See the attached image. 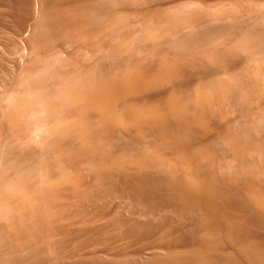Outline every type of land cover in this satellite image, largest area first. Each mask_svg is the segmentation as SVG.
Returning a JSON list of instances; mask_svg holds the SVG:
<instances>
[{"label":"rangeland","instance_id":"rangeland-1","mask_svg":"<svg viewBox=\"0 0 264 264\" xmlns=\"http://www.w3.org/2000/svg\"><path fill=\"white\" fill-rule=\"evenodd\" d=\"M182 1H184V2H182ZM191 1L192 2H190V0H130V1L129 0H0V90H1L0 91V98H1L0 99V190H1L0 191V195H2L4 193V195L7 198V197H9L8 190L9 191L15 190V188L18 190L19 186L20 187L22 186V188H19V189L24 190V191L25 190H28L30 188L27 191V193H31V192L35 191L36 189H38V190L40 189L41 190L40 191V195L39 194H36L37 192H39L38 190H36L35 193L33 192L34 193L33 194V196H34L33 199H35L37 201V204H36V201H34V203H32V208H34V211H33V209H32V211L35 212L34 213V216L35 217L32 216L33 214L32 215L30 214V213H32L31 211H29V213L26 214V218H28L27 221H26V229H23V230H21V229H18L17 230L16 229V231H14L15 230L14 229L13 230L14 232H10L9 233L7 228H6V230H4L5 228L3 229L1 227V225H0V228H2V229H0V231L3 230V233L6 232V231L9 233V234H6V236H5L7 239H9L7 241V243H6V240L7 239H5V237H4L5 233L3 235V233L0 232V236H1L0 238L1 239L3 238L2 241L4 242L3 243L1 241V239H0V241H1L0 244H2V246H4V245L6 246V247L5 246L4 247H1V245H0V249L3 250V251L2 250L0 251L1 252L0 253V264H2V263L3 264H6V263L7 264H11V263L12 264H151V261H153V260H151L152 259V256H153V258H155L157 256L155 258V259H157V258L162 257L163 253H164V255L165 254H167V255H171V254L172 255H175V253H176V255L177 254L179 255V254L184 253L183 251L189 250V248L194 249L197 246L198 247H201L199 240L203 236V234L207 232V230H208V233L209 234L206 233L205 234L206 236H207V234L209 236H210V234H212V236H213V234L214 235L216 233L218 234L220 231L221 232L222 231L225 232L224 229L223 230L221 229V228H224V227H221L220 224H218V223L215 224V222L214 223L207 222L208 221V218H206L207 215L204 214V213L201 214V212H198V209H196L197 211H194L195 209H192L191 210L192 212L191 211L189 212V210H185L187 212H184V210H182L179 207L175 206L176 203L174 204V202H173V200L175 199V198H173V197H175V193H174V190L172 191L173 188H172V185H171L172 184L171 182H173V180H168V178L170 177V173H172L173 170L176 169L177 167H179L180 165H177L176 168L173 169L174 165L172 164L173 167L171 166L172 167V169H171V167L169 166L170 163L168 165L166 163L168 161H166V159H163V158L162 159L165 162L164 163L163 160H162L163 164L164 165L167 164L169 166L168 167L166 165L167 168H169V170L171 169L172 172L169 171L167 168L164 169L163 168V164H161V163H159V167L160 166H162V167L161 168H158V169L160 170V169L163 168L164 171L167 169L170 173L168 171H165V172L166 173L168 172L169 175H167L168 173L165 174V172L162 171L163 169L160 170V171H158V170L153 171V169L155 170L158 167V166H156V168H155V162L153 160H150V161H153L154 163L153 162H149L148 163L150 166L152 164V166L154 167L153 169L151 168L152 166L150 167L147 164L148 165L147 168L148 169L151 168L150 169V171H152L151 173H149L150 171L149 172L147 171L148 169L147 170H143L144 172L143 171L138 172V170L135 169L137 172L136 171L134 172L133 171L134 168H131L130 167L133 170H131L130 168H129L130 169L129 170V169H127V167H129V166L126 165L127 167H123L124 170L122 169V167H119L120 168V172L117 170L118 168H116V170L119 172L118 173L119 175L117 174V171H114L115 168H114V170L113 169H110L107 172L106 171L103 172V170L99 171V168H97L98 164H96V162L98 163V161H96V159H95V163L93 162V160H91V162L89 160L86 161V162L89 161L91 163L90 165L91 166L94 165V167L96 169L95 168L93 169V167H91L89 165L91 167V169H90V167L87 165V163H85L87 165V167H86L87 170L85 168L83 170V167H84L83 164H84L85 160L82 161L81 163H79V164H81V166H79V164L77 165L78 166V169L77 170H78L79 175H81V172L85 173V174L82 173L83 176L81 175V178L83 180V178L85 177V180L86 181L85 180L83 181L84 184H85V182L88 183L87 186L89 188H91L90 193H89L90 195L89 196L88 195L86 196L90 200L84 199V197L81 198V200H79V202H77V201L75 202V201H70L69 200L70 203L73 202L74 205L72 203L70 204L69 201H68L67 202V206L66 205L63 206V209L64 210L66 209L65 210L66 213L69 214V215L71 214L70 216L72 217V218H69L68 217L69 215H67L66 213L64 214L65 211H62L63 212V216L64 217L66 216V219L67 220L68 219H71V220H68V225L70 224L69 227L73 224L70 228L68 227V225L66 226V229L67 228L70 229L68 231H70L71 236L67 234L68 231L66 229H63L62 228L64 225L62 227L60 226V229H59L60 232L59 231L58 232L60 234L62 233V237L64 238L63 239L62 237H60L61 239H63L61 241V244H60V240L61 239L59 237H55L56 240H54L55 238H53V237H50V238H52V239H50L49 238V234L46 233L48 231H45L46 230V227H44V228L42 227V230L45 231V233L43 231L41 232V227H39L40 225H42V226H44V225H43V223L41 222V220L39 218V214L43 212V208L40 207L42 205L39 204L38 202H41L42 201L41 200V198H42L41 196L42 195H43V199L46 197V195H45L46 194V191H45V188L43 186L48 187L49 183L50 184L52 183V182H49V183H47L48 184L47 185V184H45L46 183L45 181L47 179L49 181H50V179H52V181H53V178H51L52 175H53L54 179L58 175L59 176L61 175V177H62V173H63L62 171L67 170V169H63V166L60 168L59 167V164H58V168L61 171L58 170L57 163L50 160V159L54 160L58 156L57 155V156L54 157V155H53V154H55L56 152L59 151L58 149H56L58 147V144H60V143L57 142L58 138H59V140H58L59 142H61V141L63 142V143L61 142L62 143L61 144L62 146H64L63 144H65V143L67 145V146H64V149L67 147L66 148L67 151H65L66 149L64 151L62 150L65 154L72 147H73V150H74L75 147H77L75 150L78 152V146L77 145L80 146V148H79L80 150L82 148H84L82 145H80L79 143H77L78 139L75 138L77 135L76 136L73 135L75 133H71L69 131L67 132V130H68L67 128L68 127L66 128L65 126H62V128H61L60 125H59V122H57V121H60V120H57L58 117L54 119V117L60 115L59 114L60 111H59V113H57L56 110L59 108V106L61 104L64 105V108L66 107V105H65L66 103H67V107H68V104H70L68 101H66L69 98V97L66 96V95H68L69 92L70 93H74V92L76 93L77 91H81V89L84 88V87H90V88L97 87V85L99 86L102 83V81H104L102 79L105 78V81H106L107 80V76H108V78H110L109 77V74L110 73H112V74H110V76L111 75L115 76L116 73H119V75L121 73L123 74L125 72V70H126L125 68H127L126 66H130L131 62H132V64H134L136 62L139 64V62H141L140 65L143 64L142 67L144 66L143 68H146V70H147V69L151 68L152 65H153V67L151 69H154L155 67H159L160 65H162V63L159 64V65H158V63L160 61L161 62H164V59H167V61L165 60L166 62H168L169 59H171L172 62H170L171 60L169 62L171 64L174 63V65H175V62L178 59L179 60V63L178 64L183 69L181 75L180 74L179 75L181 77L182 76L183 77L181 78L177 74L178 73V71H177L176 74L178 75V77H180V80H179V78L177 79V77L175 76L176 78L174 79V81L175 80L176 81L175 82L174 81H170V82H173L172 84L170 82L167 83L168 85H166V83L165 84L163 83V88L165 87L164 89L160 85H158L159 88L156 87L158 89L155 88V89L152 90V92L149 91L150 93H147V95H146V100L149 99L148 100V103H147L148 105H149V101L150 102H152V101L154 102L155 101L154 102L155 105H157L156 102L159 101L158 102V105L159 104L161 105V101H163L161 98H163L164 93H165V96H164V99L165 100L162 102V105L164 104L165 101L167 102V100L169 101L172 98L170 96H174V98H176V100H177V98H179V101H181L180 99H182V101H183L182 103H184V104H185V100H186L187 103H189L190 100L188 98L191 96L190 98L192 99V96H193V93H194L193 92L191 94V92H192L191 90L193 88H195L193 86H195V85L197 86V84H200V83H202L204 85V87L207 84L209 85V83H210V85H212L211 84V83H213V80L212 79H214L213 85H215L217 83H219V85H220V83L222 81V83L220 85L221 87L224 86L222 84L225 83V85H226V84L229 83L230 85L228 84L229 85V88L228 89H226L228 87V85L226 87L224 86V88L226 90H228V91L230 89V86L233 88V84L236 83L235 81H237V80L240 81L241 79H242L240 81L241 84H238L239 87L241 86L240 89H242V87H243L242 85H244V84H246V85L248 84L247 86H250V83L248 81L249 79H250V82H253L252 83L253 84L252 86H253L254 89L259 86V81H257V78L258 77L257 76H254V74L253 75L250 74L249 72H251V71H250V69H247V68L249 67V61H250V63H252L253 61L256 60L255 62H257V63L259 62L260 63V61L263 60V62H261V63L264 64V0H236L237 3H238V6H241V7H238L237 6L236 10H235V8L232 9V7L233 6L235 7L236 4H237L234 0H233V4H235V5H233L231 3L232 4V5H230L231 7L228 6L230 3H227L226 0H221V3L223 5L219 2V0H217V1L216 0H201L202 2L200 0H195V2H194V0H191ZM205 2L207 3V7H206L207 9L205 7L203 8V6H206V5H203L202 6V4H206ZM163 3H165V4H163ZM224 3H226V4L224 5ZM216 4H217V6H216ZM183 5H184V7H183ZM214 7L216 8L215 10H214ZM228 8L231 9V10L229 11ZM117 9L119 11H117ZM123 9H124V12H123ZM147 9L148 10L150 9L149 10L150 13L152 11L154 12V9H156V11L158 10L160 13H157L156 12V14H159L160 15L159 17H161V18L163 16L164 17L166 16L165 18H162V21H163V19L165 21H168L170 19V21H171V17L173 16L172 17V19H173L172 21L173 22L171 21L173 23V25L179 24L180 22L182 23L185 20L187 21V19H189V18L196 19L198 24H195L191 28L190 27L189 28H186V29L184 28L181 31L180 30L179 31L176 30L177 32L174 31L173 33L170 31L172 35L170 34V32H168V31L166 32L165 30H164V32H162V34L163 33H168V34H170V36L168 34L167 35L163 34L165 36H162V34L156 36L155 33H153V31H154L153 28L151 29V30H153V31H151L152 33H150V29L149 30H147L146 28L143 29L144 26L142 24H139L140 21L137 18V15H140V13L141 14H144ZM120 10L122 11V13H121ZM134 10L137 11V12L135 13ZM139 10H140V13H138ZM209 10H211V11H209ZM83 11H84V13H83ZM115 11H116V13H114L115 15L116 14H120V16L118 18H117L118 15H116V18H114L115 16H114V14L112 12H115ZM127 11H128V13L130 14V17H131V18L129 17L130 20L129 19H126V17H128V14H126ZM149 11H147V12L149 13ZM240 11H242L241 12L242 14L240 13ZM81 12H82L83 15L81 14ZM118 12H120V13H118ZM213 12H214V14H213ZM161 14L163 16H161ZM123 16L124 17L126 16L125 19L127 20V22L129 21L128 22V25H127V23L125 24V22H126L125 19H124V21L122 23L121 18L123 20ZM176 16H177V18H176ZM77 17H78V19H77ZM174 17H175V19H174ZM178 17H180V18H178ZM109 18H111L112 21L113 20L119 21L118 19H120L121 22L119 21L120 22L119 25H118L117 21L114 22V24L116 23L115 25H117V27H116L114 24H112V25L110 24V23H113V22H111L109 20ZM201 18H203V20ZM213 18H215V20ZM83 20L84 21H87L88 20V21L85 24H83V22H84ZM131 20L132 21L134 20V21L131 22ZM174 20H175V22H174ZM70 21H71V24H73V25H74V23H76V24L77 23H80V25L78 24L80 27L78 25L77 26H78V28L81 29V31L83 30V28H85L86 24H88L87 26H88L89 31L88 32L87 31H85V32L83 31L84 33H82V35H84V36H82V38L80 37L81 38L80 39L81 41L80 40L78 41L77 39H76L77 42L75 40L73 41L72 39H74V36L72 34H70L69 32H68V34H65V32H66V28H65L66 27V23H70ZM74 21H76V22H74ZM165 21H163V22L165 23ZM198 21H200V22H198ZM62 22H64V26H62V24H63ZM81 22H82V24H81ZM104 22H107V24L110 22L109 24H110V27L111 28L114 25L115 27L113 26L114 29L113 28L112 29L113 30H116V32L120 29L121 35L119 33L117 35V33H116V35L118 36V39L120 37L121 38L122 37L124 38V36L125 37L127 36V37L125 39H121L120 38L119 39L120 41H119L116 38V35L114 33H113L114 36L111 35L110 33L109 34L105 33L104 32V29L105 28H110V27H108V25L106 26V23H104ZM168 22L165 23V24L168 25V24L171 23V22H169V23ZM59 23L61 24L62 27L60 26ZM121 23H122V26H124L122 29H121L122 26L120 25ZM136 23H137V25H136ZM58 24H59V26H58ZM134 24H135V26H133ZM138 24H139V26H138ZM159 24H160L159 27H164L165 28L167 26L165 24H162L161 25V20H160V23ZM140 25H141L142 28L140 27ZM150 25H151V23H150ZM173 25L171 24V26H173ZM45 26H46L47 29L45 28ZM77 26H74V27H77ZM87 26H86V28H87ZM118 26H120V27L118 28ZM126 26H128L129 28L126 27ZM171 26L169 25V27H171ZM57 27H58V29H57ZM54 28H56V29H54ZM54 30H55V32H54ZM122 30H124V31H122ZM148 31H149V34L146 33ZM43 32H45V33H43ZM99 32H100V34L105 35V36L103 38H102V36L101 37L98 36L99 35L98 34ZM103 32H104V34H103ZM175 33H177V34H175ZM144 34H146V35H144ZM150 34H154L155 36L150 35ZM70 35H72V38L70 37ZM90 36H92V37H90ZM146 36H147V38H146ZM152 36H153V38H152ZM87 37H88V39H87ZM155 37L156 38L158 37L159 40L155 39ZM162 37H164V38H162ZM142 38L146 39V41L144 39H142ZM178 39H180V40H178ZM37 40L39 41V43L37 42ZM132 40H134V41H132ZM138 40H139V43H138ZM147 40H150L151 42H149ZM70 41H72V42L70 43ZM141 41H143L144 44H140ZM152 41H153L154 44L152 43ZM168 42H170V43H168ZM76 44H77V46H76ZM118 44H119L120 47H118ZM151 44L153 46H155V47H152ZM146 45H148V48H147ZM89 46H90V48H89ZM124 46H126V47L124 48ZM34 47H36L38 49H36ZM136 47H138L139 51L137 50ZM139 47H141V48H139ZM180 47H182V48H180ZM209 47H210V49H209ZM211 47H213V48H211ZM51 48H52V50H51ZM114 48H115V51L113 50ZM237 48H238V51H237ZM116 49H117V51L119 53L123 51L122 52L123 54L122 53L121 54H118L117 51H116ZM125 49H126V52H125ZM127 49H129V50H127ZM140 49H142V50H140ZM146 49L149 50L148 51V54L151 51L152 52L150 54H152L153 53V49L154 50L156 49L155 50L156 52L154 51V54L152 56L153 57L154 56H157V57H155V59L152 60L153 57L148 56L147 54L145 55L144 53H145ZM213 49H215L214 51H216V54L214 52V55H216V56L219 55L220 56V59L218 58L219 56H217V57L216 56H214V57L212 56L213 55V51H210V50H213ZM143 50H145V51H143ZM202 50H204V55L202 54ZM206 50H209L210 51V55L212 56L210 58H213L214 60L215 59L217 60V62H215V61L212 62L213 64L214 63H216V64H214V65H212V63L209 64V62H211L210 60H209L208 63H206V59H207L206 54L209 52V51H206ZM230 50L232 51V53H231ZM245 50H247V52ZM159 51H160V53H159ZM176 51H178V52H176ZM235 51H236V53H235ZM114 52H116V54H114ZM141 52L142 53L144 52L143 53L144 55ZM225 52H227V54ZM259 52L261 53V55H260ZM54 53H55L56 56H54ZM58 53H60V54H58ZM146 53H147V51H146ZM252 53H253V55H252ZM160 54L163 55V56L166 55V57H164L162 59V57H160L161 56ZM201 54H202L203 57L201 56ZM230 54H232L233 57ZM88 55H89V57H88ZM104 55H106V56H104ZM141 55L142 56H146V58H144V59L147 62H148V58L149 57L151 58V60H150V62L152 63L151 67L149 66L150 65V62L147 63L145 61L146 66H145L144 63H142L143 61H141V60H144V59H142V56ZM169 55L170 56H173V57H170ZM174 55L175 56L177 55V57H174ZM208 55H209V53H208ZM99 56L101 57V59H100ZM135 56H137V57H135ZM190 56L192 58H189ZM200 56L202 58H205V56H206L205 60L199 58ZM222 56L225 59H223ZM247 56H249V58ZM158 57H160L161 60H159ZM181 57H184V58H181ZM257 57H258V59H257ZM137 58L139 59L138 61H136ZM186 58H189V59H186ZM217 58L219 59V61H221L220 62L221 65H223L225 63V60H226V63L225 64H228L227 66L225 64L223 66H221V67H223V70H222V68L220 69L221 71H218L220 65H218L219 67L217 66V64L219 63ZM226 58L227 59L232 58V61H231V59L229 61ZM250 58H252V59H250ZM111 59H113V60H111ZM132 59H133V61H132ZM156 59H157V61H156ZM184 59H185V61H184ZM260 59H262V60H260ZM91 60H93V61H91ZM243 60H245V61H243ZM173 61H175V62H173ZM190 61H192V62L190 63ZM201 61H203V62H201ZM223 61H224V63H223ZM127 62L129 64H126ZM154 62H156V64ZM180 62H182V63H180ZM255 62H253V63H255ZM186 63H187L188 66L186 65ZM192 63L194 65H192ZM197 63H199V64L197 65ZM245 63H247L248 65L244 67V65H246ZM125 64H126V66H125ZM180 64H183V65L181 66ZM202 64H203V66H202ZM207 64H209L210 66L207 65ZM147 65H148L149 68H147ZM230 65L232 67L234 65H236V66H235V68H232ZM224 66H226V69H228V71L224 69L225 68ZM185 67H187V68H185ZM121 68H123V70H121ZM176 68H178V70L180 69L179 67H176ZM216 68H218V70H216ZM238 68H239V70L242 68V70L238 71ZM243 68L245 70H248L247 73L246 72H244V73H246L248 75H251V76H248L247 75L248 76L247 77V76L243 75V73H242L244 71ZM151 69H149V70H151ZM223 71H225L223 74H225L227 72L230 73V74L229 75H228V73L225 74L224 75L226 77L225 78L223 76V74H222ZM83 72H84V74H83ZM213 72H215V73H213ZM218 72H220V73H218ZM240 72L242 73V75L239 77ZM113 73H115V74H113ZM233 73H235V74H233ZM218 74H220L221 76L218 75ZM226 75H228V77ZM237 75H238V77H237ZM116 76H117V74H116ZM233 76H234V78H233ZM242 76L245 77L246 79L245 78L243 79ZM252 76H254V77H252ZM235 77L241 78V79H237L236 80ZM217 78L218 79L221 78L220 79V82H218L219 80L217 81ZM181 79H183V80H181ZM225 79L228 80V81H226ZM254 79L256 80V82H255ZM77 80H78V82H77ZM244 80L246 81V83L244 82ZM258 80H259V78H258ZM215 81H217V82H215ZM232 81L235 82V83H233ZM239 81H237V82L240 83ZM90 83L93 84V85H91ZM194 83H196V84H194ZM172 85H173V88H172ZM201 86H197V87H201ZM236 86H237V84H236ZM247 86H244V87H246L247 90H251V91L247 92L246 90H244V87H243V89H242V94L244 93L243 95H245V93H251L253 91L252 90L253 88L251 86H250L251 88H248ZM74 87H75V90H74ZM239 87L237 86V87H234L233 89L231 88L230 90H233L232 92H234V90L237 89L236 90L237 96H239V95L242 96V94H240V92L239 93L237 92ZM65 88L66 89L69 88L70 91L68 89L66 90ZM174 88H177V89H174ZM161 89H163V91ZM181 89H182V91H181ZM225 89H222V90L224 91ZM71 90H72V92H71ZM170 90H172L173 92L170 91ZM28 91H29V93H28ZM64 91H67V93L64 92ZM179 91H180V93H179ZM239 91H241V90H239ZM23 92L25 94H22ZM157 92L159 93V95L157 94ZM174 92H175V94H174ZM176 92L179 93V95ZM225 92L227 93V91H225ZM232 92H229L230 93V96H231ZM58 93H60V95ZM75 93L74 94H71V95H76ZM229 93L227 95H229ZM236 93L235 94H232V95H234V99L231 97V101H228V100H230V96H228L229 98L228 97H225L228 100L223 102V104L225 103L224 106H222V108H224V110L221 108L219 112H215V111H218L217 109H215L214 113L211 114V119H212V117H214L215 119H212V120L213 121L215 120V123H218V125H221L219 123L220 120H221V118H222V120L226 118L227 120L226 119L223 120V121L221 120L223 122V124L221 126H223V125H226L227 127L229 126V128H228L229 130L232 129L231 126L232 127L234 126L233 130L235 129L234 130L235 132H232L230 130L231 133H232V135H233V137H235V138H236V136L237 137L238 136L241 137L242 135L240 136V134H242V133L243 134L244 133L245 134L249 133V134H247L248 136L245 135V134L242 136V138L244 136H247V139L244 137L246 140L245 139H241V138L238 139V140L242 141L243 143L247 142L248 144L247 143H245V144H247L248 146H250L252 143H254V144L251 145V146H255V144L257 145V143L259 145V143L262 142L261 140L264 138V136H263L264 135L263 134L264 132H262V130H260V129H264L263 128L264 127V123H263L264 121L262 122L263 124L261 123V121L264 120L263 119L264 116L261 117L264 114L263 113V110H264L263 109L264 108V102L263 101H264V99L261 100L262 102L260 101V104L263 103L262 104V107L263 108L260 109V108H258V107L261 106V105L259 106V102H258V106H257L256 102L254 103L255 106L254 107L252 106L254 104H251L253 102L250 103V100L251 99L248 100V98H249V96H247L248 94L245 95L248 98H246L245 96L244 97L242 96L243 98L241 99V98H239L241 96H239V97L236 96L237 98L235 97ZM166 94L168 95V97L170 99H166V98H168ZM181 94L183 96H181V98H180L179 96ZM148 95L150 96V98L147 99ZM177 95H178V97H177ZM25 96H27V97H25ZM38 97H40L41 99L38 98ZM61 97H62V99H61ZM152 97L155 100L154 99H151ZM158 97L159 98L161 97V98L159 100H157ZM250 97H252V96H250ZM235 98L236 99H239L240 101L241 100L243 101V99H244L243 104H242V101L239 102ZM35 99H37V100L35 101ZM63 99H65V100H63ZM254 100L256 101V99H252L251 101H254ZM32 101H33V103H32ZM60 101H61V103H60ZM226 102H228V103H226ZM230 103H231L232 107L236 111L235 110L232 111L233 108H231V105L230 106L227 105V104H230ZM36 104H37V106H36ZM52 104H54V106H52ZM250 104H251V106H250ZM150 105H151V103H150ZM70 106H71V104H70ZM70 106L68 108H70ZM53 107H55L54 108L55 110L54 111L52 110L51 113H50V110ZM256 107H257V110L260 109V111L257 112ZM17 108H19V109H17ZM60 108H63V106L60 107ZM12 109H14L13 112H12ZM41 109H44V110H41ZM70 109H68L70 113L72 112V110L74 111V113L77 110L74 107H72ZM253 109H255L257 113ZM221 110H222V112H226V115H224L221 112ZM16 111H18V112H16ZM40 111L42 112V114H41ZM259 112L262 115L260 114L258 116ZM15 113H17L18 115L15 114ZM216 113L217 114L219 113V115H217ZM56 114H59V115H56ZM227 114H229V116ZM251 114L252 115L254 114V115L252 116ZM9 115H10V117H8ZM14 115L15 116L17 115V117H15ZM28 115L30 117H28ZM49 115H50V117H49ZM72 115H74V114H72ZM249 117H252V119L250 118L251 121L249 120ZM258 117H260V119H262V120L260 121L258 119ZM230 118H231V121H230ZM255 118L257 119V121H255L256 120ZM248 120H249V122H247ZM225 121L226 122L227 121H230V122L225 123ZM236 121H238L237 122V125L238 126L236 125ZM48 122L50 124H48ZM64 122H66V121H64ZM41 123H43V124H41ZM45 123H46V125H45ZM72 123L73 122H71L70 124H72ZM228 123H230V125ZM60 124H61V122H60ZM168 124H170V123H166L165 124V127L167 125V127H169V129H170V126ZM239 124H241V126ZM247 124H249V125H247ZM63 125H66V124H63ZM257 125L262 126V127L260 128ZM13 126L16 127V128H14ZM17 126H18V129H17ZM47 126L50 129H48ZM171 126H173V125H171ZM226 126H224V127H226ZM31 127H32V129H31ZM40 127H46V128H44V130H43V128H40ZM63 127H65L66 129H64ZM167 127H166L165 130L168 131L169 133H171V135L173 133L177 137H180L179 140H183V139L188 140L189 139L187 142H189V143L192 142L191 147L193 148V150H194L193 145L196 146V147H199L201 145V143H202L201 141H198V139H195V137H193L190 132H186V130H183V128H178V127L173 126V127H171L172 130L171 129L169 130ZM249 127H251V128L248 130ZM255 127H256V129H255ZM56 129L58 131H56ZM62 129L64 131L66 130L67 136L66 135H63V134H65L64 131L63 132L62 131L59 132V130H62ZM29 130H30L31 133L29 132ZM174 130H175L176 133L174 132ZM184 131L187 134L188 133H190V134H188V136H187V134L184 133ZM253 131L255 133L258 131V134H259L260 137L258 136L257 133L255 134ZM57 132H59L60 135ZM72 132H73V130H72ZM124 132H125L124 130H123V132L120 131L119 133L120 134L122 133L121 135L119 133H117L118 135L115 136V141H114L115 143H112L113 141L111 142V145L112 144H114V145L113 146H110L109 145L111 148L110 147H106L108 145V143L105 146L104 145L105 143L103 144V142H102V146L104 145L105 148H107V149L110 148L111 150L113 148V150H116V152H119L120 155H121L122 152H124L121 155L122 157L124 156L123 154H126L125 157H127V155H129V156L131 155L132 156L135 153L132 152V154H131L130 151H136V155H135V157H136L137 156V149H136V146H135L136 144L134 143L133 140L132 141H129V140H131V138H129V137L132 136V135H130L131 133L129 131H127L129 133H127V132L124 133ZM252 132L255 135H253ZM51 133H52V135H50ZM53 133H54V137H53ZM236 133H238V134L236 135ZM21 134H22V136H21ZM55 134L57 136H55ZM96 134L97 133L95 131H92L93 143L95 145H92L93 144L92 143L90 146L91 147L94 146V147H92L93 150H96L95 149L96 143H99L100 142V144H101V141L100 140L99 141L96 140L98 138V137L96 138V136H97ZM127 134H129L130 136L128 137ZM180 134H181V136H180ZM210 134H207V136H206L207 139L206 140L212 138L210 140L211 141L210 142L211 146H210L209 143H208V145L206 143V147L207 148L210 147L209 149H211V148L213 149L214 148L213 149L214 153L216 152V154H217V152H218L217 155H220V153H221V155H220L221 157L224 156L226 153L229 154V152H227L228 149H229L228 148L229 147L228 142H226V141L224 142V140L221 138L223 140L221 142L222 143L221 144L220 143V140L221 139L219 140V138H217L218 136H215L214 133H212V135H210ZM124 135H126V137H124ZM189 135L191 136V138H190ZM208 135H209V137H208ZM251 135H252L253 138L251 137ZM60 137L63 138V139L60 140ZM64 137H67V138H64ZM116 137H117V141H116ZM214 137L217 138V141H216V139ZM149 138H152V140H153L154 137H150L149 136ZM193 138L195 140H197V141H195ZM255 139L258 140L257 143L254 142ZM156 140H157V138H156ZM156 140H155V142H156ZM249 140H251V141H249ZM158 141H159V139H158ZM160 141H162V140H160ZM248 141L250 142V144H249ZM164 142H166V141H164ZM197 142H198V144H197ZM206 142H209V141H206ZM215 142H216V144H215ZM223 142L226 143V144H228V146L226 144H224ZM44 143H46V144H44ZM157 143H158V145H161L164 148L166 147L165 148L166 150H169L170 149V146H172L171 142L170 143L168 142L169 145L166 144V146H165V143L164 144L163 143L162 144L161 143L159 144V142H157ZM100 144H99V146H100ZM214 144H215V146H213ZM217 144H218V146H217ZM133 145H134V147H133ZM54 146H55V148L53 150V147ZM102 146H100V147H102ZM203 146H204V144H203ZM168 147H169V149H167ZM196 147H195V150H196ZM200 147L202 148V145ZM215 147L218 149L217 151H215L216 150ZM96 148H97V146H96ZM172 148L170 150H172ZM220 148L221 149L223 148L224 151H226V152L223 153L224 152L223 149H222V151H223L222 152L220 150ZM225 148H226V150H225ZM110 149L108 150L109 152H110ZM127 149H129V150H127ZM51 150L53 151V153H52ZM100 150H102V149L100 148ZM113 150L111 151V152H113V155L116 154V155H118L120 157L119 153H114ZM198 150H200V149L198 148L196 151H198ZM219 150L221 152H219ZM103 151H106V150H103ZM149 151H151V150L149 149ZM149 151H147V152L150 153ZM69 152L70 153L73 152L72 149ZM127 152H129L130 154H128ZM70 153H68V157H74L77 154L75 151L73 152L74 153L73 156H72V153L71 154ZM39 154H40V156H39ZM57 154H59V152ZM69 155H71V156H69ZM229 155H228V157L226 156L227 159L230 158ZM52 157H54V158H52ZM135 157H133V159ZM166 157L168 158V156H165L164 158H166ZM128 158L129 157H127V159ZM51 162H52V166H51ZM53 162L55 163L56 169L58 171H60L59 173H61V174H59L57 170H56L57 172L55 171V166H54V163ZM171 163H174V162H171ZM174 164L176 165V163H174ZM95 165H97V166H95ZM156 165H157V163H156ZM79 167H81V169H79ZM43 168L44 169L46 168L48 172L46 171V169L44 171ZM125 168H126V171H125ZM92 169L93 170H96V171L98 170L100 173L97 171L98 174H96V172L95 171H92ZM49 170H50V172H49ZM90 170H91V172H90ZM112 170H113V172H110ZM128 170L131 173H127ZM177 170L178 169H176V171L174 170V172H178L179 171V170L178 171ZM225 170L226 169H224V171ZM53 171H54V173H53ZM84 171H87V172H84ZM88 171L91 174H96L97 177L98 176H101L102 173H107L108 174V172H109V175L113 174L114 172L115 173H114L113 176L112 175L111 176H108L107 174H104V176L106 175L107 177L106 176L105 177L101 176V179H100L99 177L97 178L96 176L93 178L94 175L93 176L92 175H89L90 173H88ZM122 171H124V172H122ZM145 171H147V172H145ZM157 171H158V173H157ZM31 172H32V174H31ZM68 172L70 173L69 170H68ZM93 172H95V173H93ZM142 172H143V174H140ZM174 172L172 174H176ZM38 173L39 174L41 173L40 175H44L43 173H46V175H44V177L46 179L43 176H42V178L45 179V180L41 179V177L39 176ZM66 173L67 172L64 171L63 175L65 176V175L68 174V173L67 174ZM136 173H139V174L136 175ZM144 173H145V175H144ZM226 173H227V170H226ZM99 174H101V175H99ZM132 174H135V175H132ZM164 174L167 175V176H169V177L164 176ZM235 174H237V173L235 172ZM49 175L51 177H49ZM16 177H17V179H16ZM91 177L95 181L93 180V182H92L91 181L92 180ZM108 177H110V178H108ZM108 179L109 180L111 179V181L109 182ZM171 179H173V178H171ZM42 180L44 181V184L45 185L43 184V182H41ZM56 180L57 179H55V181ZM58 180H59V178H58ZM103 180L105 181V183L103 182ZM27 181H31V182H27ZM89 181L91 183H93V185L92 184H89L90 183ZM96 181H99L98 183L102 184L101 186H103V187H101ZM100 181L103 182L104 184L101 183ZM168 181H170V182H168ZM38 182H39V185L37 184ZM57 182L58 181H56L55 183H57ZM95 182L98 185H96ZM164 182L166 184H169L170 187H171V189ZM40 183H42V184H40ZM55 183H53L51 185L52 186H55L56 185V187L58 185H59V187L61 186L60 184L57 185ZM110 183L112 185H110ZM13 184L15 186H13ZM35 184H36V188H33V187H35L34 186ZM146 184L148 185V187H147ZM6 185H8V186H6ZM23 185H25V186H23ZM40 185H42V186H40ZM94 185L101 187L102 189L101 188L100 189L102 191L101 192H99L100 190L97 191V189H99V187H95ZM108 185H110V187H113V189L112 188L110 189V187ZM65 186L62 184V186L60 187V189L62 191L64 189L63 192H66V193L67 192H70V193H72L71 191H73V190H72L71 186L66 185V184H65ZM104 186H105V188H104ZM166 186H168V188H169L168 190H167V187ZM217 186H219L220 190L223 189V191H222V194H223L222 197L223 198L224 197L226 198L228 196V198H226V202L224 201L225 203L223 202V200H225V198L220 201V205H221L220 207H221V209L223 211L226 209V211L228 213L226 211H224V212L227 214V216L229 218L232 215L231 220L234 222L233 224H234V228L236 230V233L239 235V237L242 234L243 235L241 237H245L246 236L244 238V239H246L245 242H249V243H245L244 240H243V238L241 239V237H240V239L243 241V243H245V245H247V244H250L252 242L251 241V238L249 236H251L253 240H254L255 237H257L255 239L256 241L258 240V238H260V240L262 239L261 242H264V240H263L264 239V237H263L264 236V217L262 216V219H260L261 218V215L254 208H252V206H251V208H248V207H250L251 201L249 200L248 196H245L246 193H243V190L238 189V188H237L238 190H235L234 187H232V189H231L230 186H229V188H228V186L225 187V185L223 186L221 184H219ZM13 187H15V188H13ZM31 187L33 189H31ZM40 187H42V189H44V190H42ZM92 187H94L96 189H94ZM23 188H25V189H23ZM226 189L228 191H226ZM92 190L93 191L96 190L97 192L94 191V193H95L94 194V193L91 192ZM107 190H109V191H107ZM5 191H7V194H5L6 193ZM42 191H43L44 194L41 193ZM144 191H147V192H144ZM225 191L227 192V196H224L226 194ZM1 192H3V193H1ZM164 192L166 194H164ZM171 192H173L172 193V196H170L171 195ZM232 193H233V195H232ZM14 194H12V195L14 196ZM93 194H94V197L95 198L92 197ZM241 194H243V195H241ZM98 196L101 197V198H98ZM3 197L4 196H2L1 198H3ZM102 197H103V199H102ZM222 197H221V199H222ZM6 198L1 199L0 200V202H1L0 204L3 205L2 202H4V204H5L4 205L5 206L4 208H6L5 210H6L7 214L9 213L8 216H10V214H11L10 211L12 212L15 207L11 208V206H13V203H11V202H10V205H8V203H5L4 200H6ZM99 199H101V200H99ZM85 200H87V201H85ZM84 201H85V203H84ZM6 202H7V200H6ZM80 202L82 203L81 206H80ZM249 202H250V204H249ZM76 203H77V205H75ZM6 204H7V207H6ZM78 204H79L80 207L78 206ZM90 204H91V206H90ZM225 205L228 206L227 207L228 209L226 208ZM68 206H70L69 207L70 210H69ZM8 207L11 209V210L9 209L10 210L9 212L7 211L8 210ZM175 207H177V208L175 209ZM0 208H1L0 210H2L3 209V206L0 207ZM36 208H40V209L39 210L37 209V212H36ZM177 209H180V211L177 210ZM236 209H238V210H236ZM67 210H69V211H67ZM230 211H233V214L234 215L231 214V213H229ZM235 211H237V212L235 213ZM241 212L243 213L242 215H241ZM3 213H5V212H3ZM3 213L2 212L0 213L1 214L0 224H2V226H4V227L6 225V227H7L8 222H9L7 220H9V219H7L8 216L7 217H4L6 214L4 215ZM37 213H38V215H36ZM96 213H97V215H96ZM237 213H239V214H237ZM235 214H237V215H235ZM2 216H3V219H7L6 220L7 222H3V220H2L3 223L1 222ZM37 217H38L39 220L37 219ZM107 217L108 218L110 217V218L108 219ZM8 218H10V217H8ZM203 218H204L205 222H204ZM30 219H32V220L30 221ZM241 219L243 221H241ZM34 221H36V222L34 223ZM93 222L94 223L96 222V223L94 224ZM206 222H207L208 225L206 224ZM202 223H203V225H202ZM31 224L33 226H31ZM212 224H213L212 231L213 232L216 231L215 233H211L210 228L212 227ZM111 225H112V227H111ZM214 225H216V226H214ZM29 226H31V227H29ZM34 226H35V228H33ZM206 226H208V227L205 228ZM58 227H56V229H58ZM214 227L215 228L217 227V228L215 229ZM218 227H220V228H218ZM30 228H32V229H30ZM61 228L63 229L62 231H61ZM38 229H40V230L38 231ZM204 230H205V232H204ZM18 231H22V232L19 233ZM34 231H37V232H34ZM201 231L204 232V233L202 232V235H201ZM31 232H33V233H31ZM40 232L42 234H44L45 236L47 235L46 237H44L45 239H47V238L50 239V240L43 241V242H45V245H43L42 244L43 242L41 243V241L34 242V240H33L35 238H40V236H42V234L40 236L37 235ZM12 233H15L14 235H15V238L17 239L16 242L15 241L13 242V240H11L12 238L15 239L14 236H12L13 235ZM18 233L19 234L25 233V236H24V234L23 235H19ZM65 233H66V235L68 237L65 235ZM95 233H97V234H95ZM199 233H200L201 237H199V235H198ZM222 233H219V235H217V234L215 235V237L216 236L217 237L220 236L218 239L216 238V240H219L221 238V236H222V239H223L224 236L222 235ZM34 234H36V237H35ZM103 234H104V236H103V238H101L100 236H102ZM105 234H107V236H105ZM165 234H168V235H165ZM63 235H65V236H63ZM83 235H85V236H83ZM254 235H256V236L253 237ZM21 236L26 237L25 239L28 238L27 241L25 239H23ZM69 236L71 238H69ZM206 236H203V237H206ZM209 236H207V237L208 238H211L212 237V236H210V237ZM90 237H92V239ZM105 237H107V238H105ZM261 237H263V238H261ZM158 238H161L160 242H159V239ZM162 238H163V241H162ZM214 238H212V239H214ZM57 239H59V243H58V240ZM69 239H70V242H69ZM72 239L73 240L75 239L74 241L77 242V244L75 242H72L73 241ZM85 239H86V242H85ZM104 239H107V240H104ZM108 239H110V241ZM128 239H131V241L128 240ZM173 239L175 240L173 242L174 243L176 242V244L171 243ZM234 239L235 238H233L232 240L230 239V241H231L230 242L229 241V238H228L227 239L228 241L227 240L226 241L228 243L230 242L229 244H227L226 241L224 240L223 241V244L219 245L220 243H222V242H220V241H222L221 239L219 240L220 243L217 241L219 244L216 242L217 243V251L215 252V254L213 253L212 260H213V258L215 256H217V257L214 258V261H212V264H220V263L225 264V262H227V264H229V263L230 264H239V263L242 264L240 261L238 262V260H239L238 258H236V259L232 258V257H235L234 255H232V257L229 256V254L230 255L232 254L230 252L231 250H228V249L231 248L229 246L230 245L231 246H234V243L233 242H235V241L237 242V240L233 241ZM18 240H20L18 244L21 243L20 245L22 246V244L24 243L23 244L24 247L23 246L20 247V245H18V244L16 246L15 243H17ZM97 240L99 242H96ZM165 240H166V242H165ZM167 240L171 244H174V248H172L171 250H174V249L176 250L177 248H180L181 250H178V251H175V250L174 251H170L169 250V253H168V251H166V249H163L161 247H160L159 250H157L158 249V246L159 245H162V243H168ZM177 240H178V242H177ZM241 240L239 242L242 244V241ZM52 241H53V243H54L55 246L52 245ZM64 241H65V244L63 243L64 244L63 245L62 242H64ZM102 241L103 242L104 241H106V242L109 241L110 245H109V243H103ZM129 241H130V243H128ZM156 241H158V243ZM161 241H162V243H161ZM29 242L31 243V245L29 244ZM46 242H48V243L50 242L51 243V244L49 243V245H48L49 247H47V244L48 243H46ZM66 242H68V243H66ZM196 242L198 243V245H196ZM5 243L6 244H8V243H14V244H12V245L9 244V247H8V245H6ZM36 243H37V245H36ZM96 243H99V244L97 245ZM152 243L154 244V246H153ZM33 244L35 246L40 247V248L36 247L38 249H36V251H35L34 250L35 249V246H34V248L32 247ZM104 244L107 245V246H105ZM183 244H185V245L183 246ZM57 245H58V248L59 249L56 248ZM68 245H71L70 247H68V248L71 249V250L70 249L68 250L69 252L67 251V249H68L67 246ZM155 245H157V246H155ZM180 245H182V246H180ZM191 245H194L195 247H192ZM236 245L238 246V244H236ZM44 246H46V248H48L49 251ZM94 246L97 249H95ZM218 246L219 247L222 246L221 248H222V250L224 249V252H223L224 254L226 253L225 251L228 250L227 253H226L227 256H226L225 260H224L225 255L222 253V251H221V254H220V251L218 249L221 250V248H219ZM14 247H16V248H14ZM19 247H20V249L22 251L24 250L25 253H24V251L22 252L21 250H19ZM54 247H55V249H54ZM92 247H93V249H92ZM185 247L187 248V250H186ZM10 248H11V252H10ZM65 248H67V249H65ZM72 248H74V249H72ZM4 249H6V250H4ZM29 249H30V251H28ZM32 249H33L34 252H32ZM225 249H227V250H225ZM7 250H8L9 253L7 252ZM74 250L76 251V253H74ZM228 252H229V254H228ZM130 253H132V255ZM42 254H44V255H42ZM167 255H165V256H167ZM227 258H230L231 260L230 259H227ZM143 260H145V261H143ZM218 260L219 261H221V260L223 261L224 260L225 262L224 261L223 262L222 261L219 262ZM6 261H8V262H6Z\"/></svg>","mask_w":264,"mask_h":264},{"label":"bare ground","instance_id":"bare-ground-1","mask_svg":"<svg viewBox=\"0 0 264 264\" xmlns=\"http://www.w3.org/2000/svg\"><path fill=\"white\" fill-rule=\"evenodd\" d=\"M130 1V0H129ZM201 1V0H200ZM217 1V0H216ZM227 1V3H230L228 6H230V5H232L233 4V0H226ZM225 1V2H226ZM232 1V2H231ZM236 3H237V1L236 0H234ZM86 2V1H85ZM114 2V1H113ZM167 2V1H166ZM182 2H184V1H182ZM190 2H192L191 0H190ZM194 2H195V0H194ZM198 2V1H197ZM202 2V1H201ZM210 2V1H209ZM219 2L221 3V0H219ZM223 2V1H222ZM206 3V2H205ZM232 3V4H231ZM163 4H165V3H163ZM183 4V3H182ZM209 4V3H208ZM222 4V3H221ZM220 4V5H221ZM226 3H224V5H225ZM200 5V4H199ZM203 5H206V6H203ZM215 5V4H214ZM219 5V4H218ZM223 5V4H222ZM233 5H235V4H233ZM243 5V4H242ZM85 6V5H84ZM121 6V5H120ZM134 6V5H133ZM148 6V5H147ZM202 6H203V8L205 7H207V3L206 4H202ZM216 6H217V4H216ZM237 6H238V3L236 4V6L234 7H232V9L233 8H235V10H236V8H237ZM119 7V6H118ZM117 7V8H118ZM183 7H184V5H183ZM231 7V6H230ZM238 7H241V6H238ZM108 9V8H107ZM167 9V8H166ZM207 9V8H206ZM216 8L214 7V10H215ZM229 9V8H228ZM242 9V8H241ZM138 10V9H137ZM143 10V9H142ZM145 10V9H144ZM150 10V9H149ZM148 9L146 10V12L144 13V14H141L140 13V10H139V12L138 13H140V15H137V18L139 19V21H140V23L139 24H142L144 27H143V29L144 28H146L147 30H149L150 29V33H152L151 31H153V33H155V35L156 36H158V35H161L162 34V32H164V30L167 32H177L176 30H183L184 28L186 29V28H191V27H193L195 24H198L197 23V20L196 19H194L193 17V19H191V18H189V19H187V21L185 20L184 22H180L179 24H176V25H173V19H172V17H171V21H170V19L168 20L169 22H171L170 24H165V23H167L168 21H165L164 19H163V21H165V23L162 21V18H165L162 14H161V16H163L162 18L161 17H159L160 15L159 14H156V12L157 13H160L158 10L156 11V9H154V12L152 11L151 13H150V11H149ZM168 10V9H167ZM189 10V9H188ZM193 10V9H192ZM231 9H229V11H230ZM86 11V10H85ZM117 11H119L118 9H117ZM121 11V10H120ZM126 11V10H125ZM147 11H149V13L147 12ZM209 11H211V10H209ZM77 12V11H76ZM123 12H124V9H123ZM133 12V11H132ZM134 12L136 13L137 11H135L134 10ZM215 12V11H214ZM214 12H213V14H214ZM239 12V11H238ZM242 11H240V13H241ZM75 13V12H74ZM83 13H84V11H83ZM113 14L114 13H116V11L115 12H112ZM118 13H120V12H118ZM121 13H122V11H121ZM126 13V12H125ZM206 13V12H205ZM80 14V13H79ZM81 14H82V12H81ZM126 14H128V17H126V19H129V17H130V14L128 13V11H127V13ZM170 14V13H169ZM223 14V13H222ZM233 14V13H232ZM239 14V13H238ZM242 14V13H241ZM83 15V14H82ZM87 15V14H86ZM116 15H118L117 16V18L120 16V14H116ZM116 15L114 14V18H116ZM122 15V14H121ZM230 15V14H229ZM79 16V15H78ZM107 16V15H106ZM206 16V15H205ZM85 17V16H84ZM88 17V16H87ZM113 17V16H112ZM125 17L123 16V20H122V18H121V21H122V23H123V21H124V19H125ZM169 17V16H168ZM186 17V16H185ZM197 17V16H196ZM212 17V16H211ZM48 18V17H47ZM76 18V17H75ZM113 18V19H114ZM131 18V17H130ZM176 18H177V16H176ZM178 18H180V17H178ZM187 18V17H186ZM64 19V18H63ZM77 19H78V17H77ZM76 19V20H77ZM86 19V18H85ZM125 19V20H126ZM174 19H175V17H174ZM202 20H203V18H201ZM200 19V20H201ZM206 19V18H205ZM214 20H215V18H213ZM65 20V19H64ZM74 20V19H73ZM109 20L111 21V22H113V23H110L111 25L112 24H114V22H116L117 20H111V18H109ZM119 21H120V19H118ZM130 20V19H129ZM160 20H161V25L162 24H165V25H167L165 28L164 27H159L160 26ZM190 20V21H189ZM193 20V21H192ZM196 20V21H195ZM199 20V19H198ZM66 21V20H65ZM72 21V20H71ZM71 21H70V23H66V32H65V34H68V32L70 33V34H72L73 36H74V39H72L73 41L75 40L76 41V39L79 41L81 38H82V36H84V35H82V33H84L85 31H89V29H88V24H86V26H87V28H86V26H85V28H83V30L81 31V29L80 28H78V26L80 25V23H74V25L73 24H71ZM84 21V20H83ZM88 21V20H87ZM87 21H84L83 22V24H85ZM107 21V20H106ZM119 21H117V23H118V25H119V23L121 22H119ZM134 21V20H133ZM132 20H131V22H133ZM177 21V20H176ZM195 21V22H194ZM211 21V20H210ZM69 22V21H68ZM74 22H76V21H74ZM108 22V21H107ZM107 22H104V23H106V26L108 25V27H110V24L108 23L107 24ZM129 22V21H128ZM128 22H127V20H126V22H125V24L127 23V25H128ZM163 22V23H162ZM168 22V23H169ZM174 22H175V20H174ZM198 22H200V21H198ZM202 22V21H201ZM51 23V22H50ZM63 24H62V26H64V22H62ZM73 23V22H72ZM122 23L120 24L121 26H122ZM150 23H151V25H150ZM209 23V22H208ZM48 24V23H47ZM52 24V23H51ZM60 24V23H59ZM59 24H58V26H59ZM76 24V25H75ZM79 24V25H78ZM81 24H82V22H81ZM116 24V23H115ZM114 24V25H115ZM139 24H138V26H139ZM171 24L173 25V26H171ZM44 25V24H43ZM46 25V24H45ZM78 25V26H77ZM113 25V26H114ZM136 25H137V23H136ZM150 25V26H149ZM153 25V26H152ZM164 25V26H165ZM169 25L171 26V27H169ZM41 26V25H40ZM49 26V25H48ZM60 26H61V24H60ZM61 26V27H62ZM74 26H77V27H74ZM83 26V25H82ZM105 26V25H104ZM113 26H112V28H113ZM116 27H117V25H115ZM114 26V27H115ZM131 26V25H130ZM133 26H135V24L133 25ZM150 28H149V27ZM152 26V27H151ZM60 27V28H61ZM80 27V26H79ZM84 27V26H83ZM120 26H118V28H119ZM124 26H122L121 27V29L123 28ZM126 27H128V26H126ZM140 27H141V25H140ZM45 28H46V26H45ZM59 28V29H60ZM64 28V29H65ZM111 27L110 28H105L104 29V32L105 33H107V34H111V35H113V33L116 35V33H117V35H118V33L121 35V33H120V29L116 32V30H113ZM129 28V27H128ZM127 28V29H128ZM142 28V27H141ZM140 28V29H141ZM153 28V30H151ZM167 28V29H166ZM36 29V28H35ZM47 29V28H46ZM54 29H56V28H54ZM57 29H58V27H57ZM103 29V28H102ZM107 29V30H106ZM125 29V28H124ZM139 29V30H140ZM40 30V29H39ZM43 30V29H42ZM41 30V31H42ZM62 30V29H61ZM188 30V29H187ZM44 31V30H43ZM58 31V30H57ZM84 31V32H83ZM91 31V30H90ZM102 31V30H101ZM122 31H124V30H122ZM141 31V30H140ZM39 32V31H38ZM51 32V31H50ZM49 32V33H50ZM53 32V31H52ZM54 32H55V30H54ZM53 32V33H54ZM104 32H103V34H104ZM145 32V31H144ZM171 32H170V34H171ZM43 33H45V32H43ZM61 33V32H60ZM143 33V32H142ZM146 33H148L149 34V31L148 32H146ZM179 33V32H178ZM39 34V33H38ZM99 34V35H98ZM97 35L98 36H102V38L105 36V35H102V34H100V32L98 33ZM123 34V33H122ZM163 34H165V35H167L168 33H163ZM162 34V36H165V35H163ZM170 34H168L169 36H170ZM175 34H177V33H175ZM180 34V33H179ZM245 34V33H244ZM72 35H70V37L72 38ZM96 35V34H95ZM116 35V38L118 39V36ZM141 35V34H140ZM144 35H146V34H144ZM150 35H153V36H155L154 34H150ZM172 35V34H171ZM174 35V34H173ZM36 36V35H35ZM44 36V35H43ZM52 36V35H51ZM59 36V35H58ZM107 36V35H106ZM114 36V35H113ZM124 36V35H123ZM132 36V35H131ZM153 36H152V38H153ZM245 36V35H244ZM68 37V36H67ZM81 37V38H80ZM89 37V36H88ZM88 37H87V39H88ZM90 37H92V36H90ZM120 37V36H119ZM127 37V36H126ZM125 36H124V38L122 37H120L121 39H125L126 38ZM141 37V36H140ZM144 37V36H143ZM150 37V36H149ZM160 37V36H159ZM200 37V36H199ZM240 37V36H239ZM243 37V36H242ZM32 38V37H31ZM69 38V37H68ZM110 38V37H109ZM113 38V37H112ZM119 38V39H120ZM131 38V37H130ZM129 38V39H130ZM138 38V37H137ZM146 38H147V36H146ZM151 38V39H152ZM161 38V37H160ZM162 38H164V37H162ZM170 38V37H169ZM224 38V37H223ZM246 38V37H245ZM96 39V38H95ZM118 39V40H119ZM142 39H144V38H142ZM150 39V40H151ZM155 39H157V40H159V38L157 37H155ZM154 39V40H155ZM247 39V38H246ZM54 40V39H53ZM71 40V39H70ZM84 40V39H83ZM82 40V41H83ZM131 40V39H130ZM140 40V39H139ZM139 40H138V43H139ZM145 41H146V39H144ZM150 40H147V41H149V42H151ZM156 40V41H157ZM175 40V39H174ZM178 40H180V39H178ZM226 40V39H225ZM56 41V40H55ZM81 41V40H80ZM85 41V40H84ZM83 41V42H84ZM109 41V40H108ZM120 41V40H119ZM132 41H134V40H132ZM188 41V40H187ZM237 41V40H236ZM241 41V40H240ZM239 41V42H240ZM245 41V40H244ZM251 41V40H250ZM37 42L39 43V41L37 40ZM72 41H70V43H71ZM77 42V41H76ZM90 42V41H89ZM88 42V43H89ZM117 42V41H116ZM58 43V42H57ZM68 43V42H67ZM66 43V44H67ZM86 43V42H85ZM131 43V42H130ZM148 43V42H147ZM146 43V44H147ZM152 43H153V41H152ZM168 43H170V42H168ZM254 43V42H253ZM84 44V43H83ZM135 44V43H134ZM140 44H144V42L143 41H141V43ZM149 44V43H148ZM154 44V43H153ZM173 44V43H172ZM198 44V43H197ZM235 44V43H234ZM44 45V44H43ZM98 45V44H97ZM96 45V46H97ZM102 45V44H101ZM127 45V44H126ZM138 45V44H137ZM152 45V44H151ZM150 45V46H151ZM237 45V44H236ZM38 46V45H37ZM76 46H77V44H76ZM92 46V45H91ZM100 46V45H99ZM147 46V48H148V45H146ZM232 46V45H231ZM241 46V45H240ZM118 47H120L119 46V44H118ZM126 46H124V48H125ZM152 47H155V46H153L152 45ZM33 48V47H32ZM34 48H36V47H34ZM49 48V47H48ZM53 48V47H52ZM52 48H51V50H52ZM89 48H90V46H89ZM98 48V47H97ZM117 48V47H116ZM128 48V47H127ZM137 48V50L139 51V49H138V47H136ZM139 48H141V47H139ZM144 48V47H143ZM180 48H182V47H180ZM206 48V47H205ZM204 48V49H205ZM211 48H213V47H211ZM236 48V47H235ZM239 48V47H238ZM238 48H237V51H238ZM249 48V47H248ZM36 49H38V48H36ZM64 49V48H63ZM157 49V48H156ZM155 49V50H156ZM161 49V48H160ZM209 49H210V47H209ZM218 49V48H217ZM241 49V48H240ZM252 49V48H251ZM35 50V49H34ZM50 50V49H49ZM114 51H115V48L113 49ZM127 50H129V49H127ZM136 50V51H137ZM140 50H142V49H140ZM154 49H153V53L152 54H148V51L149 50H147L146 49V51H147V53H146V51L145 50H143V51H145V55L147 54L148 56H151V57H153L152 55L154 54V51H155ZM159 50V49H158ZM215 49H213V50H210V51H213V57L214 56H216V55H214V52H215V54H216V51H214ZM223 50V49H222ZM226 50V49H225ZM33 51V50H32ZM57 51V50H56ZM116 51H117V49H116ZM171 51V50H170ZM169 51V52H170ZM201 51V50H200ZM206 51H209V50H206ZM210 51L208 52L209 53V55H210ZM221 51V50H220ZM228 51V50H227ZM231 51V50H230ZM229 51V52H230ZM240 51V50H239ZM246 52H247V50H245ZM257 51V50H256ZM53 52V51H52ZM58 52V51H57ZM106 52V51H105ZM123 52V51H122ZM122 52H118L117 51V53L118 54H121ZM125 52H126V49H125ZM128 52V51H127ZM156 52V51H155ZM164 52V51H163ZM166 52V51H165ZM176 52H178V51H176ZM175 52V53H176ZM193 52V51H192ZM219 52V51H218ZM222 52V51H221ZM220 52V53H221ZM250 52V51H249ZM51 53V52H50ZM136 53V52H135ZM142 53V52H141ZM140 53V54H141ZM142 53V54H143ZM158 53V52H157ZM159 53H160V51H159ZM167 53V52H166ZM165 53V54H166ZM181 53V52H180ZM198 53V52H197ZM200 53V52H199ZM207 53V52H206ZM208 53L206 54V56H207V59H206V63H208L209 62V60L211 61V62H209V64H211L213 61H215V62H217V60L215 59H213V58H210V57H212L211 55L209 56L208 55ZM212 53V52H211ZM219 53V54H220ZM226 54H227V52H225ZM231 53H232V51H231ZM235 53H236V51H235ZM244 53V52H243ZM254 53V52H253ZM253 53H252V55H253ZM260 53V52H259ZM58 54H60V53H58ZM57 54V55H58ZM74 54V53H73ZM106 54V53H105ZM113 54V53H112ZM114 54H116V52H114ZM123 54V53H122ZM143 54V55H144ZM194 54V53H193ZM202 54L204 55V50H202ZM202 54H201V56H202ZM218 54V53H217ZM222 54V53H221ZM242 54V53H241ZM246 54V53H245ZM68 55V54H67ZM137 55V54H136ZM156 55V54H155ZM161 55V54H160ZM159 55V56H160ZM171 55V54H170ZM169 55V56H170ZM223 55V54H222ZM231 56H232V54H230ZM248 55V54H247ZM257 55V54H256ZM260 55H261V53H260ZM259 55V56H260ZM49 56V55H48ZM54 56H56L55 55V53H54ZM86 56V55H85ZM97 56V55H96ZM104 56H106V55H104ZM111 56V55H110ZM142 56V55H141ZM140 56V57H141ZM147 56V57H148ZM192 56V55H191ZM189 57V58H192V57ZM197 56V55H196ZM195 56V57H196ZM199 57V58H201V59H203V60H205V58H206V56H205V58H202V57ZM217 56H219V55H217ZM216 56V57H217ZM251 56V55H250ZM53 57V56H52ZM68 57V56H67ZM88 57H89V55H88ZM100 57V56H99ZM109 57V56H108ZM107 57V58H108ZM135 57H137V56H135ZM139 57V56H138ZM155 57H157V56H154L153 58H152V60H154L155 59ZM160 57H162V59L164 58V57H166V55H161ZM160 57H158L159 58V60H161L160 59ZM170 57H173V56H170ZM174 57H177V55L175 56L174 55ZM187 57V56H186ZM194 57V58H195ZM209 57V58H208ZM223 57V56H222ZM233 57V56H232ZM248 58H249V56H247ZM92 58V57H91ZM144 58H146V56H142V59H144ZM150 58V57H149ZM148 58V62H150V60H151V58L149 59ZM181 58H184V57H181ZM189 58H186V59H189ZM193 58V59H194ZM198 58V59H199ZM219 59H220V56L218 57ZM217 58V59H218ZM229 58V57H228ZM84 59V58H83ZM100 59H101V57H100ZM136 59V58H135ZM134 59V60H135ZM174 59V58H173ZM180 59V58H179ZM212 59V60H211ZM219 59H218V64H217V66L218 65H220V67H219V70H218V68H216V70H218V71H221L220 69L222 68V70H223V67H221V66H223L225 63H226V60H225V63H224V61H223V65H221L220 64V62L221 61H219ZM223 59H225L224 57H223ZM227 59V58H226ZM231 59V61H232V58H230ZM230 59H227V60H229L230 61ZM250 59H252V58H250ZM257 59H258V57H257ZM88 60V59H87ZM111 60H113V59H111ZM119 60V59H118ZM139 59L137 58V60L136 61H138ZM158 60V61H159ZM167 61V59H164V62H159L158 63V65L159 64H161L162 63V65H160L159 67H155L154 69H151L152 67H153V65H152V63L150 62V67H151V65H152V67L151 68H149L148 67V65H147V68H149V69H151V70H149V69H147L146 70V68H143L142 67V65H140L141 64V62H139V64L136 62V63H134V64H132V62H131V64H130V66H126V64H129L128 62L125 64V66L128 68H125L124 70H125V72L122 74L121 72V76L119 75V73H116L117 74V76H116V74L115 73H113V74H115V76H113V75H111L110 76V74H112V73H110L109 74V77L110 78H108V76H107V80L105 81V78L104 79H102V80H104V81H102V83L98 86L97 85V87H94V88H90V87H84V88H82L81 89V91H77L75 94L76 95H71V94H74V93H68V95H66L67 97H69L66 101H68L70 104H71V106H70V104H68V107L70 106V108H72V107H74V108H76L77 110H76V112L74 113V111L72 110V114H74V115H72L70 112H69V110L68 109H70V108H68L67 107V103L65 104L66 105V107L64 108V105H62L63 106V108H60V107H62L61 105L59 106V110L57 109L56 110V112L57 113H59V111H60V115L59 114H56V115H59V116H56V117H54V119L55 118H57L58 117V119L57 120H60V121H57V122H59V125H60V127L62 128V126H65L68 130H67V132L69 131V132H71V133H75V134H73L74 136H76L75 138H77L78 139V141H77V143H79L80 145H82L84 148H82L81 150L79 149L80 148V146L79 145H77L78 146V152L75 150L77 147H75L74 148V150H73V147L71 148L72 149V151L74 152H76L75 154V156L74 157H68V153H70L69 151H71V149H69L68 150V152L65 154L63 151L67 148H65L64 149V146H67L66 145V143L65 144H63L64 146H62L61 144L63 143L62 141V143L61 142H59L58 140H59V138H58V140H57V142L58 143H60V144H58V147L56 148V149H58L59 151V154H57L58 152H56L55 154H53L54 155V157L55 156H57V158L56 159H54V160H52V159H50L51 161H54V162H56L57 163V168H58V164H59V167L61 168L62 166H63V169H67V170H64V171H66L67 173V175H63V173H64V171H62L63 173H62V177H61V175L58 177H56L55 179H57L56 181H58L57 183H55L56 181H55V179H54V177H53V175H52V177L49 175V177H51V178H53V181H52V179H50V181L48 180H46L45 182V184H47V183H49V182H52L51 184H53V183H55V184H60L61 186H62V184L65 186V184L66 185H69V186H71V188H72V190L73 191H71L72 193H70V192H63L64 191V189H63V191L60 189V187H59V185L56 187V185L55 186H52L50 183H49V185H48V187H45V186H43L44 188H45V191H46V197L43 199V195L41 196L42 198H41V202H38L39 204H41L42 206H40V207H42L43 208V212L42 213H40L39 214V218H40V220H41V222L43 223V225L44 226H42V225H40L39 227H41V232L43 231L42 230V227L44 228V227H46V230L45 231H48V232H46V233H48L49 234V238L50 237H53V238H55V237H62V233L60 234L59 232V229H60V226L62 227L63 225V229H66V226L68 225V220H71V219H66V216L64 217L63 216V212L62 211H65L64 209H63V206L64 205H66L67 206V202L70 200V201H77V202H79V200H81V198H83L84 197V199H88L86 196L88 195H90L89 193H90V190H91V188H89L87 185H88V183H86L85 182V184H84V180H85V177L83 178V180H82V178H81V175L83 176V174H85V173H83V172H81V175H79V173H78V164L79 163H81L82 161H84L85 160V162H84V164H83V170H84V168L86 169V167H87V165L89 166L91 163V160H93V162L95 163V159H96V161H98V163L96 162V164H98V166L97 165H95V166H97V168H99V171H101V170H103V172L104 171H109L110 169H113L114 170V168H115V170L114 171H119L120 172V168L119 167H122V169L124 170V168L123 167H127V166H129V167H127V169H129L130 167L131 168H134V170L133 169H131V170H133L134 172L136 171V170H138V172H140V171H143V170H147L148 168V163L149 162H155V168H156V166H158L157 167V169H153L154 167L152 166V164H151V168L153 169V171H156V170H158V171H160V170H162L163 168L165 169V168H167V166L169 165V163H170V167L172 166V164L174 165V167H173V169L174 168H176V166L177 165H180L179 167H177L176 169H178L177 171L178 172H174V170L176 171V169H174L173 170V172L174 173H176V174H172L173 172H172V167H171V169L169 170V168H167L169 171H171L172 173H170L167 169L165 170V171H168L169 173H170V177L169 176H167V175H169V173L167 174L165 171H164V169L162 170V171H164L165 172V174H167V175H165L164 174V176H166V177H169L168 178V180H173V182H171L172 184V191L174 190V193H175V197H173V198H175L174 200L176 201H174L173 199V202H174V204L176 203V205L175 206H177V207H179L180 209H182V210H184V212H187V211H185V210H189V212L192 210V209H195L194 211H197L196 209H198V212H201V214H206L207 216H206V218H208V221L207 222H212V223H214L215 222V224L216 223H218V224H220L221 225V227H224V228H221L222 230L224 229L225 230V232L224 231H220L219 233H222V235L224 236L223 237V239H222V236H221V240L222 241H220V242H222V243H220L219 242V240H216V238L218 239L220 236H216L215 237V235L217 234H213V236H212V234H210V236H212L211 238H208L207 236H209L208 234V230H207V232L206 233H208L207 234V236L205 235L206 233H204L205 232V230H204V232L203 231H201V235H202V232L204 233L203 234V236H206V237H201V235H200V233L198 234L199 235V237H201L200 238V246L201 247H195L194 245H191L192 247H195L194 249H191V248H189V250H187V248H186V250L187 251H183L184 253H182V254H177L176 255V253H175V255H172L171 253V255H167V254H165V255H167V256H165L164 255V253H163V255H162V257H160V258H157V259H155V258H153V256H152V259L151 260H153V261H151V264H212V261H214V258L215 257H217V256H213L214 258H213V260H212V255H213V253L215 254V252L217 251V243L219 244V245H221V244H223V241L225 240H227L228 238H229V241H230V239L232 240L233 238H235L233 241H235V240H237V242L235 241V242H233L234 243V246H229V247H231L230 249H228V250H231L230 252L232 253L231 255L229 254V252H228V254H229V256H231L232 257V255H234L235 257H232V258H234V259H236V258H238L239 260H238V262L240 261L242 264H264V242H261L262 241V239L260 240V238H258V240L260 241H256L255 239L257 238V237H255L256 235H254L253 237H255L254 238V240L252 239V237L251 236H249L250 238H251V243L250 244H247V245H245V243H249V242H245L246 241V239H244L245 237H241V239L243 238V240H244V242L245 243H243V241L240 239V237H239V235L236 233V230H235V228H234V222L231 220V218H232V215H231V217L229 218L228 216H227V214L224 212V211H226V209L223 211L222 209H221V205H220V201L221 200H223L224 198L222 197V191H223V189L222 190H220V188H219V186H217V185H219V184H221V185H225V187L226 186H228V188H229V186H230V188L232 189V187H234L235 188V190H238V189H241V190H243V193H246V195L245 196H248V198H249V200L251 201V204H250V202H249V204H250V207H248V208H251V206H252V208H254L260 215H261V218L260 219H262V216L264 217V138L261 140L262 142H260L259 143V145H258V143H257V141L258 140H254V142H256L257 143V145L255 144V146H251V145H253L254 143H252L250 146H248L247 144V142H245V143H247V144H245V143H243L242 141H240V140H238V139H247V134H249V133H247V134H245V135H247V136H244L243 138H242V136L244 135L243 133L242 134H240V136L241 137H237L236 136V138L235 137H233V135H232V133H231V131L232 132H235L234 130H233V128H234V126L232 127L231 126V128L232 129H228L229 128V126L227 127L226 125H223V126H221L222 124H223V120H225V119H223L222 120V118H221V120H220V124L221 125H218V123H215V120L213 121L212 119H215L214 117H212V119H211V114H213L214 113V111H215V109H217L218 111H215V112H219L220 111V109L222 108V106H224V104H223V102L224 101H227L228 99H226L225 97H228V96H230V93L229 92H232L233 90H230L232 87L230 86V89H229V91L228 90H226V89H228L229 88V85L228 84H226L225 85V83L224 84H222V85H224L225 87L228 85V87L225 89L224 88V86H220L221 85V83H222V81H221V83H220V85H219V83H217V84H215V85H213V83H214V79H212L213 80V83H211L212 85H210V83H209V85L207 84L205 87H204V85L202 84V83H200V84H197V86H201V87H197L196 85L195 86H193V87H195V88H193L191 91V94L193 93V96H192V99L189 97L188 99L190 100L189 101V103H187L186 102V100H185V104L184 103H182L183 101H182V99H180L181 101H179V98H177V100H176V98H174V96H170V97H172L171 99L168 97V93L166 94L167 95V97L168 98H166V99H170L169 101L167 100V102L165 103L164 102V104L162 105V102L165 100L164 99V96H165V93H164V96H163V98H161L163 101H161V105L159 104L158 105V102H156V104L157 105H155L154 104V102L152 101V102H150L149 101V105L147 104L148 103V98H150V96L148 95V97H147V99L148 100H146V95H147V93H150L149 91H151L152 92V90L153 89H155L156 87H158L159 88V86L158 85H160L162 88H163V83L165 84L166 83V85H168L167 83L168 82H170V81H174V79L177 77V79L179 78V80H180V75H181V73H182V71H183V69H182V67H180L179 66V60L177 59V63L175 62V61H173V62H175V65H174V63L173 64H171L170 62H172V60L171 59H169V61L168 62H166ZM176 60V59H175ZM183 60V59H182ZM195 60V59H194ZM249 60V59H248ZM254 60V59H253ZM252 60V61H253ZM260 60H262V59H260ZM91 61H93V60H91ZM102 61V60H101ZM132 61H133V59H132ZM141 61H143L142 63H144L145 64V59L144 60H141ZM156 61H157V59H156ZM163 61V60H162ZM184 61H185V59H184ZM187 61V60H186ZM193 61V60H192ZM192 61H190V63L192 62ZM198 61V60H197ZM200 61V60H199ZM243 61H245V60H243ZM251 61V62H252ZM256 61V60H255ZM255 61H253V62H255ZM147 62V61H146ZM147 62V63H148ZM183 62V61H182ZM182 62H180V63H182ZM196 62V61H195ZM201 62H203V61H201ZM200 62V63H201ZM205 62V61H204ZM250 63V61H249V67L247 68V69H250V71L251 72H249L250 74H254V76H257L258 78H259V80H258V78H257V81H259V86L257 87V88H253V82H250V79L248 80L249 81V83H250V86L253 88L252 90V92L251 93H245V95L246 94H248L247 96H249V98L247 97V96H245V95H243L242 94V89H243V87L244 86H247L246 84H244V85H242L243 87H242V89H240V87H239V85L238 84H241V78H237L238 77V75H237V77H235L236 78V80L237 79H241L240 81L239 80H237V81H239L240 83H238L237 81H235V82H233V83H235V84H233V88L234 87H239L238 88V93L240 92V94H242V96L244 97H246V98H248V100H252V99H256V101L254 100V101H251L250 100V103L251 102H253V103H251V104H254L255 102H256V104H257V106H258V102H259V106L260 107H258V108H263L262 107V104H260V101L261 100H263L264 99V64L263 63H261V62H263V60L262 61H260V63L258 62H255V63ZM155 64H156V62H154ZM184 63V62H183ZM188 63V62H187ZM187 63H186V65H187ZM228 63V62H227ZM92 64V63H91ZM178 66H177V65ZM199 63H197V65H198ZM205 64V63H204ZM209 64H207V65H209ZM214 64H216V63H214ZM213 63H212V65H214ZM230 64V63H229ZM233 64V63H232ZM240 64V63H239ZM246 65H244V67L245 66H247L248 64L247 63H245ZM44 65V64H43ZM90 65V64H89ZM96 65V64H95ZM103 65V64H102ZM109 65V64H108ZM181 66L183 65V64H180ZM192 65H194L193 63H192ZM226 66L228 65V64H225ZM121 66V65H120ZM145 66H146V64H145ZM156 66V65H155ZM188 66V65H187ZM191 66V65H190ZM202 66H203V64H202ZM210 66V65H209ZM216 66V65H215ZM216 66V67H217ZM226 66H224L225 68V70H227L228 71V69H226ZM231 66V65H230ZM229 66V67H230ZM235 66L236 65H234L232 68H235ZM243 66V65H242ZM176 67H179L180 69V71L178 70V68H176ZM184 67V66H183ZM193 67V66H192ZM198 67V66H197ZM228 67V68H229ZM230 67V68H231ZM91 68V67H90ZM185 68H187V67H185ZM215 68V67H214ZM231 68V69H232ZM237 68V67H236ZM68 69V68H67ZM81 69V68H80ZM211 69V68H210ZM121 70H123V68H121ZM149 70V71H148ZM205 70V69H204ZM215 70V71H216ZM235 70V69H234ZM240 70H242V68L240 69ZM239 70V68H238V71H240ZM243 75H245V76H247L248 74H246L247 73V71L248 70H245L244 68H243ZM105 71V70H104ZM115 71V70H114ZM118 71V70H117ZM120 71V70H119ZM177 71H178V73H177ZM231 71V70H230ZM85 72V71H84ZM84 72H83V74H84ZM116 72V71H115ZM180 72V73H179ZM212 72V71H211ZM217 72V71H216ZM225 71H223L222 72V74L224 73ZM237 72V71H236ZM235 72V73H236ZM244 72H246V73H244ZM94 73V72H93ZM180 76V77H178V75ZM213 73H215V72H213ZM218 73H220V72H218ZM228 73V72H227ZM227 73H225V74H227ZM232 73V72H231ZM235 73H233V74H235ZM242 73L240 72V75H239V77L242 75ZM225 74H223V76L225 75ZM230 73H228V75H229ZM79 75V74H78ZM87 75V74H86ZM92 75V74H91ZM184 75V74H183ZM218 75H220V74H218ZM228 75H226L227 77H228ZM232 75V74H231ZM59 76V75H58ZM101 76V75H100ZM176 76V77H175ZM221 76V75H220ZM248 76H251V75H248ZM247 76V77H248ZM254 76H252V77H254ZM183 77V76H182ZM181 77V78H182ZM209 77V76H208ZM212 77V76H211ZM225 77V76H224ZM223 77V78H224ZM232 77V76H231ZM230 77V78H231ZM243 77V76H242ZM85 78V77H84ZM99 78V77H98ZM185 78V77H184ZM207 78V77H206ZM210 78V77H209ZM226 78V77H225ZM233 78H234V76H233ZM245 77H243V79H244ZM78 79V78H77ZM86 79V78H85ZM198 79V78H197ZM208 79V78H207ZM221 79V78H220ZM220 79H218L217 78V81L218 82H220ZM246 79V78H245ZM252 79V78H251ZM99 80V79H98ZM181 80H183V79H181ZM202 80V79H201ZM200 80V81H201ZM216 80V79H215ZM223 80V79H222ZM226 80V79H225ZM255 80V79H254ZM48 81V80H47ZM53 81V80H52ZM85 81V80H84ZM100 81V80H99ZM176 81V80H175ZM174 81V82H175ZM217 81H215V82H217ZM224 81V80H223ZM226 81H228V80H226ZM77 82H78V80H77ZM88 82V81H87ZM94 82V81H93ZM204 82V81H203ZM210 82V81H209ZM212 82V81H211ZM244 82L246 83V81L244 80ZM255 82H256V80H255ZM83 83V82H82ZM98 83V82H97ZM100 83V82H99ZM171 84L173 83V82H170ZM205 83V82H204ZM91 84V83H90ZM162 84V85H161ZM170 84V85H171ZM175 84V83H174ZM179 84V83H178ZM194 84H196V83H194ZM236 84H237V86H236ZM77 85V84H76ZM79 85V84H78ZM83 85V84H82ZM87 85V84H86ZM91 85H93V84H91ZM96 85V84H95ZM34 86V85H33ZM250 86H247L248 88H251ZM92 87V86H91ZM177 87V86H176ZM71 88V87H70ZM158 88H156V89H158ZM165 88V87H164ZM163 88V89H164ZM172 88H173V85H172ZM171 88V89H172ZM232 88V89H233ZM33 89V88H32ZM66 89V88H65ZM68 90H69V88H67ZM66 89V90H67ZM163 89H161L162 91H163ZM174 89H177V88H174ZM173 89V90H174ZM180 89V88H179ZM195 89V90H194ZM222 89H225L224 91L222 90ZM14 90V89H13ZM12 90V91H13ZM74 90H75V87H74ZM237 90V89H236ZM236 90H234V92H232V94H235L236 93ZM239 90H241V91H239ZM244 90H246L247 92H249V91H251V90H247L246 89V87H244ZM1 91V90H0ZM11 91V90H10ZM9 91V92H10ZM70 91V90H69ZM155 91V90H154ZM170 91H172V90H170ZM178 91V90H177ZM181 91H182V89H181ZM225 91H227V93L225 92ZM26 92V91H25ZM64 92H66L67 93V91H64ZM71 92H72V90H71ZM173 92V91H172ZM190 92V91H189ZM245 92V91H244ZM11 93V92H10ZM28 93H29V91H28ZM170 93V92H169ZM177 93V92H176ZM179 93H180V91H179ZM179 93H177L178 95H179ZM229 93V95H227ZM7 94V93H6ZM22 94H25L24 92L22 93ZM27 94V93H26ZM59 95H60V93H58ZM62 94V93H61ZM70 94V95H69ZM157 94L159 95V93L157 92ZM172 94V93H171ZM174 94H175V92H174ZM184 94V93H183ZM190 94V95H191ZM231 94V96H230V100H228V101H231V97L234 99V95H232ZM9 95V94H8ZM28 95V94H27ZM37 95V94H36ZM64 95V94H63ZM151 95V94H150ZM170 95V94H169ZM178 95H177V97H178ZM239 95V94H238ZM11 96V95H10ZM72 96V97H71ZM157 96V95H156ZM176 96V95H175ZM181 96H183L182 94L179 96L180 98H181ZM185 96V95H184ZM237 96V93H236V95H235V97ZM239 96H241V95H239ZM239 96H237V97H239ZM239 97V98H243V97ZM250 96H252V97H250ZM25 97H27V96H25ZM186 97V96H185ZM236 97V98H237ZM38 98H40V97H38ZM66 98V97H65ZM159 97H158V99L157 100H159L160 99ZM229 98V97H228ZM235 98V99H236ZM1 99V98H0ZM9 99V98H8ZM26 99V98H25ZM41 99V98H40ZM61 99H62V97H61ZM151 99H154L153 97L151 98ZM187 99V100H188ZM226 99V100H225ZM232 99V100H233ZM37 99H35V101H36ZM63 100H65V99H63ZM155 100V99H154ZM236 100H238L239 102H241L239 99H236ZM247 100V99H246ZM259 100V101H258ZM27 101V100H26ZM50 101V100H49ZM147 101V102H146ZM234 101V100H233ZM243 102H244V99H243V101H242V104H243ZM262 102V101H261ZM264 102V101H263ZM32 103H33V101H32ZM44 103V102H43ZM53 103V102H52ZM60 103H61V101H60ZM150 103H151V105H150ZM153 103V104H152ZM187 103V104H186ZM226 103H228V102H226ZM251 104H250V106H251ZM41 105V104H40ZM58 105V104H57ZM56 105V106H57ZM148 105V106H147ZM228 106H230L231 105V103L230 104H227ZM236 105V104H235ZM36 106H37V104H36ZM44 106V105H43ZM52 106H54V104H52ZM238 106V105H237ZM236 106V107H237ZM241 106V105H240ZM239 106V107H240ZM249 106V107H250ZM253 107L255 106V104L254 105H252ZM45 107V106H44ZM43 107V108H44ZM226 107V106H225ZM235 107V106H234ZM22 108V107H21ZM55 107H53L51 110H50V113H51V111L53 110H55L54 109ZM68 108V109H67ZM230 108V107H229ZM231 108H233L232 107V105H231ZM17 109H19V108H17ZM30 109V108H29ZM32 109V108H31ZM223 110H224V108H222ZM227 109V108H226ZM238 109V108H237ZM242 109V108H241ZM260 109H258L257 110V107H256V110H257V112L258 111H260ZM264 109V108H263ZM13 110L14 109H12V112H13ZM41 110H44V109H41ZM71 110V109H70ZM235 109L233 108V110L232 111H234ZM255 112H256V110L255 109H253ZM36 111V110H35ZM46 111V110H45ZM231 111V110H230ZM236 111V110H235ZM239 111V110H238ZM237 111V112H238ZM16 112H18V111H16ZM41 112V111H40ZM221 112H222V110H221ZM229 112V111H228ZM241 112V111H240ZM256 112V113H257ZM262 112V111H261ZM33 113V112H32ZM224 115H226V112H222ZM263 113H264V110H263ZM15 114H17V113H15ZM41 114H42V112H41ZM217 114V113H216ZM221 114V113H220ZM255 114V113H254ZM253 114V115H254ZM261 113L259 112V114H258V116L260 115ZM18 115V114H17ZM17 115L15 116V117H17ZM25 115V114H24ZM37 115V114H36ZM52 115V114H51ZM72 115V116H71ZM217 115H219V113L217 114ZM228 116H229V114H227ZM252 115V114H251ZM252 115V116H253ZM262 115V114H261ZM55 116V115H54ZM239 116V115H238ZM264 116V114L261 116V117H263ZM8 117H10V115L8 116ZM28 117H30L29 115H28ZM40 117V116H39ZM38 117V118H39ZM42 117V116H41ZM45 117V116H44ZM47 117V116H46ZM49 117H50V115H49ZM231 117V116H230ZM255 117V116H254ZM228 118V117H227ZM234 118V117H233ZM237 118V117H236ZM250 118L252 119V117H249V120H250ZM47 119V118H46ZM53 119V118H52ZM238 119V118H237ZM236 119V120H237ZM256 119V118H255ZM258 119L261 121L262 119H260V117H258ZM263 119H264V117H263ZM48 120V119H47ZM50 120V119H49ZM63 120V121H62ZM227 120V119H226ZM235 120V119H234ZM233 120V121H234ZM240 120V119H239ZM249 120L247 121V122H249ZM64 121H66V122H64ZM70 121V122H69ZM216 121V122H217ZM230 121H231V118H230ZM230 121H227V122H230ZM251 121V120H250ZM254 121V120H253ZM255 121H257V119L255 120ZM259 121V122H260ZM264 120H262L261 121V123L263 122ZM38 122V121H37ZM41 122V121H40ZM43 122V121H42ZM46 122V121H45ZM52 122V121H51ZM56 122V123H57ZM60 122H61V124L63 123V124H66V125H61L60 124ZM71 122H75L74 124L72 123V124H70ZM226 121H225V123H227ZM237 122L238 121H236V125H237ZM242 122V121H241ZM246 122V123H247ZM166 123H170V124H168L169 126H170V129H171V127H173V126H175V127H178V128H183V130H186V132H190L191 133V135L193 136V137H195V139H198V141H201L202 143H201V145H202V148L199 146V147H196V146H194L193 145V147H194V150H195V147H196V150L199 148L200 150H198V151H194L193 150V148L191 147V145H192V142H187L188 140H185V139H183V140H179V138L180 137H177L176 135H174L173 133H172V135H171V133H169L168 131H166L165 129H166V127H167V125H166V127H165V124ZM244 123V122H243ZM245 123V124H246ZM260 123V124H261ZM264 123V122H263ZM262 123V124H263ZM36 124V123H35ZM41 124H43V123H41ZM48 124H50L49 122H48ZM229 125H230V123H228ZM250 124V123H249ZM249 124H247V125H249ZM261 124V125H262ZM29 125V124H28ZM32 125V124H31ZM34 125V124H33ZM37 125V124H36ZM45 125H46V123H45ZM53 125V124H52ZM74 125V126H73ZM171 125H173V126H171ZM233 125V124H232ZM235 125V124H234ZM240 126H241V124H239ZM38 126V125H37ZM43 126V125H42ZM49 126V125H48ZM47 126V127H48ZM55 126V125H54ZM224 126H226V127H224ZM238 126V125H237ZM257 126H259V125H257ZM14 127V126H13ZM30 127V126H29ZM52 127V126H51ZM65 127H63L64 129H66ZM165 127V128H164ZM174 127V128H175ZM236 127V126H235ZM243 127V126H242ZM241 127V128H242ZM260 128L262 127V126H259ZM14 128H16V127H14ZM40 128H43V130H44V128H46V127H40ZM56 128V127H55ZM71 128V129H70ZM168 129H169V127H167ZM240 128V127H239ZM251 127H249L248 128V130L250 129ZM264 128V127H263ZM11 129V128H10ZM13 129V128H12ZM17 129H18V126H17ZM16 129V130H17ZM31 129H32V127H31ZM48 129H50L49 127H48ZM169 129V130H170ZM176 129V128H175ZM255 129H256V127H255ZM259 129V128H258ZM71 130V131H70ZM72 130H73V132H72ZM123 130L125 131L124 133H126L127 131H129L131 134L130 135H132V136H130L129 134H127V136L129 137V138H131V140H129V141H134V143L136 144L135 146H136V149H137V156L135 157V155H136V151H130V153L132 154V152H134L135 154H133L132 156L130 155H127V157H129L128 159H127V157H125V155L126 154H123L124 156L122 157L121 155H122V153H124V152H122L121 153V155H120V153L119 152H116V150H113V148H112V150L114 151V153H119V155H120V157L118 156V155H113V152H111L112 150L110 149L111 147L110 146H113L114 144H112L111 145V142L112 143H115L114 141H115V136L116 135H118L117 133H119L120 131L121 132H123ZM172 130V129H171ZM178 130V129H177ZM237 130V129H236ZM239 130V129H238ZM246 130V129H245ZM260 130H262V132H264L263 130L264 129H260ZM259 130V131H260ZM49 131V130H48ZM53 131V130H52ZM56 131H58L57 129H56ZM63 132L64 130L62 129V130H59V132ZM92 131H95L97 134V136H96V140L97 141H101V144H100V142L99 143H96V146H97V148H96V146H95V149L96 150H93L92 149V147H94V146H90L92 143H93V137H92ZM180 131V130H179ZM178 131V132H179ZM251 131V130H250ZM23 132V131H22ZM29 132H30V130H29ZM54 132V131H53ZM59 132H57L58 134H59ZM65 132V134H63V135H66L67 136V132H66V130L64 131ZM129 132H127V133H129ZM172 132V131H171ZM174 132H175V130H174ZM185 131H184V133H186ZM238 132V131H237ZM254 132V131H253ZM252 132V133H253ZM261 132V131H260ZM31 133V132H30ZM37 133V132H36ZM56 133V132H55ZM70 133V134H71ZM176 133V132H175ZM190 133H188V134H190ZM211 133V134H210ZM212 133H214V135L215 136H218L217 138H219V140L222 138L223 140H224V142L226 141V142H228V144H229V149H228V151L227 152H229V154H225L224 156H220L221 155V153H220V155H217L218 154V152H217V154H216V152L214 153V151H213V149L211 148V149H209V148H207L206 147V143H207V145H208V143L210 144V140L212 139H208V140H206L207 139V134H210V135H212ZM255 133V132H254ZM253 133V135H255L256 133L258 134V131L254 134ZM35 134V133H34ZM43 134V133H42ZM120 134V133H119ZM122 134V133H121ZM120 134V135H121ZM187 134V133H186ZM185 134V135H186ZM188 134H187V136H188ZM238 133H236V135H237ZM261 134V133H260ZM264 134V133H263ZM13 135V134H12ZM50 135H52V133L50 134ZM60 135V134H59ZM119 135V136H120ZM178 135V134H177ZM21 136H22V134H21ZM55 136H57L56 134H55ZM62 136V135H61ZM69 136V135H68ZM149 136L150 137H154L153 138V140H152V138H149ZM175 136V137H174ZM179 136V135H178ZM180 136H181V134H180ZM190 136V135H189ZM258 136H259V134H258ZM264 136V135H263ZM24 137V136H23ZM46 137V136H45ZM53 137H54V133H53ZM124 137H126V135H124ZM123 137V138H124ZM177 137V138H176ZM184 137V136H183ZM208 137H209V135H208ZM251 137H252V135H251ZM260 137V136H259ZM258 137V138H259ZM64 138H67V137H64ZM149 138V139H148ZM156 138H157V140H156ZM190 138H191V136H190ZM215 139H216V141H217V138L216 137H214ZM253 138V137H252ZM256 138V137H255ZM63 138H61L60 137V140H62ZM76 139V140H77ZM114 139V140H113ZM127 139V138H126ZM158 139H159V141H158ZM182 139V138H181ZM194 139V138H193ZM194 139V140H195ZM220 140V143L223 141V140ZM245 139V140H246ZM249 139V138H248ZM251 139V138H250ZM260 139V138H259ZM155 140H156V142H155ZM160 140H162V141H160ZM66 141V140H65ZM64 141V142H65ZM96 141V142H97ZM116 141H117V137H116ZM164 141H166V142H164ZM170 143L171 142V144H172V146H170V149L172 148V150H170L169 149V147L167 148V149H169V150H166L164 147H162L161 145H158V143L157 142H159V144L161 143H165V146H166V144H168V142ZM195 141H197V140H195ZM206 141H209V142H206ZM249 141H251V140H249ZM248 141V142H249ZM253 141V140H252ZM44 142V141H43ZM56 142V141H55ZM71 142V141H70ZM102 142H103V144L106 146L107 145V143H108V145L106 146V147H110V148H105V146L103 145L102 146ZM223 142V143H224ZM41 143V142H40ZM72 143V142H71ZM76 143V144H77ZM200 143V142H199ZM219 143V142H218ZM44 144H46V143H44ZM98 144V145H97ZM99 144H100V146H102V147H100L99 146ZM170 144V145H171ZM194 144V143H193ZM197 144H198V142H197ZM203 144H204V146H203ZM215 144H216V142H215ZM215 144L213 145V146H215ZM222 144V143H221ZM220 144V145H221ZM224 144H226V143H224ZM228 144H226L227 146H228ZM249 144H250V142H249ZM55 145V144H54ZM60 145V146H59ZM70 145V144H69ZM92 145H95L94 143L92 144ZM110 145V146H109ZM169 145V144H168ZM225 145V146H226ZM56 146V145H55ZM55 146L53 147V150H54V148H55ZM63 148H62V147ZM99 146V147H98ZM116 146V145H115ZM198 146V145H197ZM210 146H211V144H210ZM217 146H218V144H217ZM226 146V147H227ZM132 147V146H131ZM133 147H134V145H133ZM132 147V148H133ZM220 147V146H219ZM47 148V147H46ZM99 148V149H98ZM100 148L102 149V150H100ZM104 148V149H103ZM131 148V149H132ZM216 148V147H215ZM48 149V148H47ZM55 149V150H56ZM98 149V150H97ZM110 149V152L108 151ZM130 149V150H131ZM149 149L151 150V151H149ZM223 149V148H222ZM222 149L220 148V150L222 151ZM40 150V149H39ZM46 150V149H45ZM63 150V151H62ZM103 150H106V151H103ZM127 150H129V149H127ZM133 150V149H132ZM212 150V151H211ZM218 149L216 148V150L215 151H217ZM219 150V152H221ZM225 150H226V148H225ZM42 151V150H41ZM52 151V150H51ZM57 151V150H56ZM65 151H67V149L65 150ZM147 151H149L150 153H148ZM223 151H224V149H223ZM222 151V152H223ZM73 152H71L72 153V156H73ZM226 151H224L223 153H225ZM52 153H53V151H52ZM70 153V154H71ZM112 153V154H111ZM128 154H130L129 152H127ZM228 155H229V157L230 158H228L227 159V157H228ZM39 156H40V154H39ZM69 156H71V155H69ZM165 156H168V158L166 157V158H164ZM227 156V157H226ZM43 157V156H42ZM54 157H52V158H54ZM125 157V158H124ZM132 157V158H131ZM133 157H135L134 159H133ZM131 158V159H130ZM166 159V161H168V162H166L167 164V166L166 165H164L163 164V162H164V160L163 159ZM49 160V161H50ZM56 160V161H55ZM87 160H89L88 162H86ZM150 160H153V161H150ZM162 160H163V162H162ZM53 162V163H54ZM153 162V163H154ZM171 162H174V163H176V165L174 164V163H171ZM50 163V162H49ZM85 163H87V165L85 164ZM156 163H157V165H156ZM159 163H161V164H163V168L162 169H158V168H161L162 166H160L159 167ZM165 163V162H164ZM148 164V165H147ZM49 165V164H48ZM86 165V166H85ZM93 165V164H92ZM127 165V166H126ZM40 166V165H39ZM51 166H52V162H51ZM54 166H55V163H54ZM79 166H81V164H79ZM91 166V165H90ZM89 166V167H90ZM166 166V167H165ZM168 166V167H169ZM91 167H93V169L95 168L94 167V165L93 166H91ZM91 167H90V169H91ZM54 168V167H53ZM116 168H118L117 170H116ZM151 168H149L147 171L149 172L150 171V169ZM180 168V169H179ZM46 169V168H45ZM45 169L43 168V170L45 171ZM62 169V170H63ZM79 169H81V167H79ZM92 169V171H95L96 172V174H98L97 173V171L96 170H93ZM96 169V168H95ZM129 169V170H130ZM136 169V170H135ZM224 169H226L227 170V173H226V170L224 171ZM54 170V169H53ZM57 169H56V166H55V171H56ZM58 170H60L59 168H58ZM57 170V171H58ZM68 170L70 171V173L68 172ZM87 170V169H86ZM113 170L112 171H110V172H113ZM127 171V173H131L130 171ZM43 171V172H44ZM46 171H47V169H46ZM56 171V172H57ZM61 171V170H60ZM60 171H58V173L60 172ZM98 171V172H99ZM117 171V174L119 173ZM125 171H126V168H125ZM147 171H145V172H147ZM158 171H157V173H158ZM225 173H224V172ZM237 173V174H235V172ZM40 172V171H39ZM48 172V171H47ZM49 172H50V170H49ZM84 172H87V171H84ZM90 172H91V170H90ZM89 171H88V173H90ZM95 172H93V173H95ZM122 172H124V171H122ZM133 172V173H134ZM137 172V171H136ZM144 172V171H143ZM143 172L142 173H140V174H143ZM152 171H150L149 173H151ZM42 173V172H41ZM40 173V174H41ZM53 173H54V171H53ZM57 173V174H58ZM83 173V174H82ZM87 173V174H88ZM100 173V172H99ZM102 173V172H101ZM115 173V172H114ZM114 173L113 174H111L112 176L114 175ZM160 173V172H159ZM29 174V173H28ZM31 174H32V172H31ZM39 174V173H38ZM39 174V176L41 177V179H43L42 178V176L44 177V175H46V173H43L44 175H40ZM59 174H61V173H59ZM96 174H89V175H94L93 176V178L96 176ZM104 174H107V173H102V175L101 174H99V175H101V176H103V177H105L104 176ZM122 174V173H121ZM120 174V175H121ZM137 174H139V173H136V175ZM163 174V173H162ZM55 175V174H54ZM108 176H111V175H109V172H108V174H107ZM119 175V174H118ZM130 175V174H129ZM132 175H135V174H132ZM144 175H145V173H144ZM32 176V175H31ZM85 176V175H84ZM101 176H98L100 179H101ZM116 176V175H115ZM122 176V175H121ZM124 176V175H123ZM142 176V175H141ZM24 177V176H23ZM97 177V176H96ZM97 177V178H98ZM107 177V176H106ZM45 178V177H44ZM48 178V177H47ZM58 178H59V180H58ZM108 178H110V177H108ZM171 178H173V179H171ZM16 179H17V177H16ZM21 179V178H20ZM46 179V178H45ZM45 179H43V180H45ZM91 179H92V177H91ZM128 179V178H127ZM32 180V179H31ZM41 181V182H43V184H44V181ZM89 180V179H88ZM93 180L94 179H92L91 181L93 182ZM143 180V179H142ZM24 181V180H23ZM35 181V180H34ZM38 181V180H37ZM86 181V180H85ZM95 181V180H94ZM108 181L110 182L111 181V179L109 180L108 179ZM114 181V180H113ZM149 181V180H148ZM163 181V180H162ZM22 182V181H21ZM27 182H31V181H27ZM90 182V181H89ZM97 183L99 182V181H96ZM95 182V183H96ZM101 182V181H100ZM103 182L105 183V181L103 180ZM103 182H101V183H103ZM119 182V181H118ZM166 182V181H165ZM164 182V183H165ZM168 182H170V181H168ZM10 183V182H9ZM18 183V182H17ZM94 183V184H95ZM96 183V185H102V184H100V183H98L97 184ZM103 183V184H104ZM108 183V182H107ZM140 183V182H139ZM163 183V182H162ZM16 184V183H15ZM38 185H39V182L37 183ZM40 184H42V183H40ZM44 184V185H45ZM89 184H92L93 185V183H89ZM120 184V183H119ZM130 184V183H129ZM166 184V183H165ZM22 185V184H21ZM26 185V184H25ZM25 185H23V186H25ZM32 185V184H31ZM110 185H112L111 183H110ZM110 185H108L109 187H110ZM147 185V184H146ZM163 185V184H162ZM166 185H168L169 187H170V185L169 184H166ZM4 186V185H3ZM6 186H8V185H6ZM13 186H15L14 184H13ZM18 186V185H17ZM35 187H33V188H36V184L34 185ZM40 186H42V185H40ZM90 186V185H89ZM95 186V185H94ZM106 186V185H105ZM105 186H104V188H105ZM133 186V185H132ZM168 186H166L167 187V190L169 189L168 188ZM29 187V186H28ZM31 187V189H33ZM66 187V186H65ZM64 187V188H65ZM68 187V186H67ZM95 187H99V186H95ZM101 187H103V186H101ZM101 187H99V189H97V191L98 190H100L99 192H101L102 190V188ZM107 187V186H106ZM124 187V186H123ZM147 187H148V185H147ZM154 187V186H153ZM6 188V187H5ZM13 188H15V187H13ZM19 188H22V186L20 187L19 186ZM18 188V190L15 188V190H11V191H9L8 190V192H9V197H7L6 198V196L4 195V193L3 192H1V193H3L2 195H0L1 197L2 196H4L3 198H6V200H7V202H6V200H4L5 201V203H8V205H10V202L11 203H13V206H11V208H13V207H15L14 208V210L11 212L10 210V208L8 207V212L10 211V216H8V214H7V212H6V208H4L5 206V204H4V202H2V204L3 205H1L0 207H2L3 206V211L2 210H0L2 213L3 212H5V213H3L4 215V217H10V218H8L7 217V219H9V220H7V219H3V216H2V219H1V222H2V220H3V222H7V221H9L8 222V225H7V227H6V225H5V227L4 226H2V224H0L1 225V227L4 229V230H6V228L8 229V232L10 233V232H14V231H16V229L18 230V229H21V230H23V229H26V221H27V219L28 218H26V214L27 213H29V211H31L32 213H30L32 216H34V213L35 212H33L34 211V208H32V203H34V201H36L35 199H33V194L36 192V190H38V189H36L35 191H33V192H31V193H27V191L30 189H28V190H21V189H19ZM39 188V187H38ZM41 189H42V187H40ZM92 188H94V187H92ZM101 188V189H100ZM103 188V189H104ZM113 189V187H110V189ZM140 188V187H139ZM238 188V189H237ZM4 189V188H3ZM9 189V188H8ZM23 189H25V188H23ZM94 189H96V188H94ZM107 189V188H106ZM125 189V188H124ZM141 189V188H140ZM170 189H171V187H170ZM42 190H44V189H42ZM116 190V189H115ZM142 190V189H141ZM140 190V191H141ZM234 190V189H233ZM1 191V190H0ZM31 191V190H30ZM39 192H37L36 194H39L40 195V189L38 190ZM44 191V192H45ZM62 191V192H61ZM94 191H96V190H94ZM94 191L92 190L91 192L92 193H94ZM96 191V192H97ZM107 191H109V190H107ZM111 191V190H110ZM166 191V190H165ZM226 191H228L227 189H226ZM225 191V192H226ZM231 191V190H230ZM6 193L5 194H7V191H5ZM11 192V193H10ZM16 192V193H15ZM144 192H147V191H144ZM150 192V191H149ZM169 192V191H168ZM224 192V193H225ZM233 192V191H232ZM239 192V191H238ZM241 192V191H240ZM15 193V194H14ZM42 194H44L43 193V191L41 192ZM105 193V192H104ZM113 193V192H112ZM115 193V192H114ZM121 193V192H120ZM172 193L173 192H171V195L170 196H172ZM231 193V192H230ZM12 194H14V196L12 195ZM95 194V193H94ZM94 194H93V196L92 197H94ZM103 194V193H102ZM110 194V193H109ZM145 194V193H144ZM160 194V193H159ZM164 194H166L165 192H164ZM44 195V196H45ZM113 195V194H112ZM115 195V194H114ZM231 195V194H230ZM232 195H233V193H232ZM241 195H243V194H241ZM8 196V195H7ZM96 196V195H95ZM100 196V195H99ZM98 196V198H101V197H99ZM224 196H227V192H226V194L224 195ZM0 197V198H1ZM37 197V196H36ZM39 197V196H38ZM86 197V198H85ZM221 197H222V199H221ZM3 198H1V199H3ZM91 198V197H90ZM95 198V197H94ZM97 198V197H96ZM117 198V197H116ZM127 198V197H126ZM226 198H228V196L226 197ZM226 198H225V200H223V202L225 201L226 202ZM0 199V200H1ZM37 199V198H36ZM92 199V198H91ZM102 199H103V197H102ZM137 199V198H136ZM232 199V198H231ZM38 200V199H37ZM88 200H90V199H88ZM93 200V199H92ZM99 200H101V199H99ZM3 201V200H2ZM33 201V202H32ZM70 201H69V203H70ZM85 201H87V200H85ZM85 201H84V203H85ZM98 201V200H97ZM228 201V200H227ZM148 202V201H147ZM164 202V201H163ZM224 202V203H225ZM1 203V202H0ZM73 205H74V203L73 202H71ZM70 203V204H71ZM223 203V204H224ZM36 204H37V201H36ZM69 204V205H70ZM97 204V203H96ZM12 205V204H11ZM15 205V206H14ZM75 205H77V203L75 204ZM82 205V203L80 202V206ZM137 205V204H136ZM230 205V204H229ZM38 206V205H37ZM78 206H79V204H78ZM79 206V207H80ZM90 206H91V204H90ZM226 206V205H225ZM248 206V205H247ZM6 207H7V204H6ZM35 207V206H34ZM70 206H68V208H69ZM168 207V206H167ZM177 207H175V209L177 208ZM228 206H226V208H227ZM67 208V207H66ZM73 208V207H72ZM225 208V207H224ZM1 209V208H0ZM10 209V210H9ZM32 209H33V211H32ZM37 209L39 210L40 208H36V212H37ZM180 209H177V210H179L180 211ZM228 209V208H227ZM240 209V208H239ZM253 209V210H254ZM5 210V211H4ZM69 210H70V208H69ZM69 210H67V211H69ZM201 210V211H200ZM236 210H238V209H236ZM245 210V209H244ZM248 210V209H247ZM41 211V210H40ZM0 212V213H1ZM76 212V211H75ZM95 212V211H94ZM192 212V211H191ZM227 212V211H226ZM237 211H235V213H236ZM244 212V211H243ZM66 213V211L64 212V214ZM74 213V212H73ZM228 213V212H227ZM229 213H231V214H233V211H230ZM240 213V212H239ZM239 213H237V214H239ZM67 214V213H66ZM85 214V213H84ZM178 214V213H177ZM237 214H235V215H237ZM243 213L241 212V215H242ZM36 215H38V213L36 214ZM67 215H69V214H67ZM71 215V214H70ZM68 216L69 218H72L71 216ZM96 215H97V213H96ZM234 215V214H233ZM28 216V215H27ZM187 216V215H186ZM29 217V216H28ZM35 217V216H34ZM67 217V218H68ZM84 217V216H83ZM111 217V216H110ZM109 217V218H110ZM260 217V216H259ZM0 218H1V214H0ZM33 218V217H32ZM81 218V217H80ZM108 218V217H107ZM108 218V219H109ZM37 219H38V217H37ZM84 219V218H83ZM245 219V218H244ZM5 220V221H4ZM7 220V221H6ZM32 219H30V221H31ZM36 220V219H35ZM39 220V219H38ZM75 220V219H74ZM73 220V221H74ZM107 220V219H106ZM111 220V219H110ZM203 220H204V218H203ZM246 220V219H245ZM29 221V220H28ZM29 221V222H30ZM99 221V220H98ZM241 221H243L242 219H241ZM2 222V223H3ZM36 221H34V223H35ZM103 222V221H102ZM106 222V221H105ZM112 222V221H111ZM204 222H205V220H204ZM207 222H206V224H207ZM41 223V224H42ZM73 223V222H72ZM94 223V222H93ZM96 223V222H95ZM94 223V224H95ZM99 223V222H98ZM108 223V222H107ZM238 223V222H237ZM236 223V224H237ZM244 223V222H243ZM7 224V223H6ZM33 224V223H32ZM31 224V226H33ZM40 224V223H39ZM110 224V223H109ZM211 224V223H210ZM239 224V223H238ZM237 224V225H238ZM245 224V223H244ZM4 225V224H3ZM37 225V224H36ZM70 225V224H69ZM69 225H68V227H69ZM73 225V224H72ZM71 225V226H72ZM83 225V224H82ZM119 225V224H118ZM160 225V224H159ZM202 225H203V223H202ZM205 225V224H204ZM208 225V224H207ZM31 226H29V227H31ZM59 226V227H58ZM70 226V227H71ZM85 226V225H84ZM214 226H216V225H214ZM38 227V226H37ZM56 227H58V229H56ZM65 227V228H64ZM69 227V228H70ZM111 227H112V225H111ZM114 227V226H113ZM132 227V226H131ZM154 227V226H153ZM208 226H206L205 228H207ZM2 228H0V229H2ZM33 228H35V226L33 227ZM61 228V231L63 230ZM69 228H67L66 230L68 231V230H70ZM110 228V227H109ZM215 228V227H214ZM217 228V227H216ZM215 228V229H216ZM218 228H220V227H218ZM15 229V230H14ZM30 229H32V228H30ZM212 229H213V224H212V227L210 228V230H211V233H215L216 231H212ZM214 229V230H215ZM245 229V228H244ZM14 230V231H13ZM29 230V229H28ZM37 230V229H36ZM40 229H38V231H39ZM65 230V231H66ZM243 230V229H242ZM31 231V230H30ZM45 231H43L44 233H45ZM59 231V232H58ZM117 231V230H116ZM218 231V230H217ZM0 232H2L3 233V230L2 231H0ZM7 231L6 232H4L5 233V235H4V233H3V235H4V237L6 236V234H9ZM19 233H21L22 231H18ZM34 232H37V231H34ZM38 233L37 235L38 236H40L42 233ZM118 232V231H117ZM120 232V231H119ZM210 232V231H209ZM1 233V234H2ZM18 233V234H19ZM31 233H33V232H31ZM30 233V234H31ZM77 233V232H76ZM125 233V232H124ZM219 233L217 234V235H219ZM243 233V232H242ZM13 235L12 236H14V238H15V233H12ZM24 234V236H25V233H23ZM23 234H19V235H23ZM67 234L68 235H70L71 236V234H70V231H68L67 232ZM95 234H97V233H95ZM145 234V233H144ZM163 234V233H162ZM249 234V233H248ZM18 235V236H19ZM35 235V237H36V234H34ZM44 234H42V236H43ZM65 235H66V233H65ZM65 235H63V236H65ZM92 235V234H91ZM100 235V234H99ZM109 235V234H108ZM165 235H168V234H165ZM24 236H21L23 239H25L26 237H24ZM42 236H40V238H35V239H33L34 240V242H39V241H41V243L43 242V241H46V240H50V239H52V238H47V239H45L44 237H46L45 235L42 237ZM67 236V235H66ZM69 236V238H71ZM83 236H85V235H83ZM103 236H104V234L102 235V236H100L101 238H103ZM105 236H107V234H105ZM121 236V235H120ZM209 236V237H210ZM1 237V236H0ZM3 237V236H2ZM10 237V236H9ZM68 237V236H67ZM66 237V238H67ZM122 237V236H121ZM125 237V236H124ZM166 237V236H165ZM198 237V236H197ZM215 237V238H214ZM264 237V236H263ZM263 237H261V238H263ZM63 238V237H62ZM91 239H92V237H90ZM96 238V237H95ZM105 238H107V237H105ZM119 238V237H118ZM168 238V237H167ZM166 238V239H167ZM183 238V237H182ZM212 238H214V239H212ZM248 238V237H247ZM1 239V238H0ZM3 239V238H2ZM2 239H1V241H2ZM5 239H7L6 237H5ZM4 239V240H5ZM16 239V238H15ZM15 239H11V240H13V242L15 241H17V239L15 240ZM21 239V238H20ZM28 239V238H27ZM27 239H25L26 241H27ZM61 239V238H60ZM64 239V238H63ZM63 239H61L60 240V244H61V241L63 240ZM78 239V238H77ZM125 239V238H124ZM159 239V242H160V240H161V238H158ZM170 239V238H169ZM168 239V240H169ZM9 239H7L6 240V243H7V241H8ZM54 240H56V238L54 239ZM58 240V243H59V239H57ZM66 240V239H65ZM73 240V239H72ZM75 240V239H74ZM72 241V242H75V241ZM89 240V239H88ZM103 240V239H102ZM104 240H107V239H104ZM109 241H110V239H108ZM113 240V239H112ZM128 240H130L131 241V239H128ZM133 240V239H132ZM167 240V241H168ZM179 240V239H178ZM178 240H177V242H178ZM242 241V244L239 242V241ZM250 240V239H249ZM264 240V239H263ZM1 241H0V243H1ZM19 241L20 240H18V242L17 243H15L16 244V246H17V244L19 243ZM23 241V240H22ZM77 241V240H76ZM109 241L108 242H106V241H102L103 243H109ZM130 241L128 242V243H130ZM162 241H163V238H162ZM162 241H161V243H162ZM173 241H175L174 239L172 240V242L171 243H174ZM198 241V242H199ZM218 241V242H217ZM228 241V240H227ZM226 241V243L227 244H229L228 242ZM3 242V241H2ZM57 242V241H56ZM69 242H70V239H69ZM71 242V243H72ZM85 242H86V239H85ZM96 242H99L98 240L96 241ZM124 242V241H123ZM122 242V243H123ZM157 243H158V241H156ZM165 242H166V240H165ZM184 242V241H183ZM217 242V243H216ZM240 244H239V243ZM4 243V242H3ZM5 243V244H6ZM40 243V244H41ZM46 243H48V242H46ZM50 243V242H49ZM49 243L47 244V247H49L48 245H49ZM65 244V241L64 242H62V244ZM66 243H68V242H66ZM70 243V244H71ZM76 244H77V242H75ZM74 243V244H75ZM88 243V242H87ZM169 241H168V243H162V245H159L158 246V249L157 250H159L160 249V247L161 248H163V249H166V251H168V253H169V250L170 251H174V250H171L172 248H174V244H176V242L174 243V244H171ZM180 243V242H179ZM225 243V244H226ZM232 243V244H233ZM238 244V246L236 245V244ZM9 244H14V243H8V244H6V245H8V247H9ZM21 244V243H20ZM20 244H18V245H20ZM24 244V243H23ZM22 244V246L24 247V245ZM27 244V243H26ZM29 244L31 245V243L29 242ZM43 245H45V242H43L42 243ZM41 244V245H42ZM51 244V243H50ZM57 244V243H56ZM63 244V245H64ZM97 245L99 244V243H96ZM95 244V245H96ZM117 244V243H116ZM119 244V243H118ZM134 244V243H133ZM132 244V245H133ZM149 244V243H148ZM153 244V243H152ZM1 245V247H4V246H2V244H0ZM28 245V244H27ZM36 245H37V243H36ZM42 245V246H43ZM52 245H54V243H53V241H52ZM51 245V246H52ZM59 245V244H58ZM58 245H57V247L56 248H58ZM62 245V246H63ZM72 245V244H71ZM71 245H68L67 246V248L68 247H70ZM105 245V244H104ZM109 245H110V243H109ZM108 245V246H109ZM129 245V244H128ZM185 244H183V246H184ZM196 245H198V243L196 242ZM21 245H20V247H22ZM34 244H33V248H34ZM55 246V245H54ZM66 246V245H65ZM64 246V247H65ZM105 246H107V245H105ZM112 246V245H111ZM114 246V245H113ZM123 246V245H122ZM153 246H154V244H153ZM152 246V247H153ZM155 246H157V245H155ZM180 246H182V245H180ZM6 247V246H5ZM7 247V248H8ZM11 247V246H10ZM20 247H19V250H21L20 249ZM36 247H38V246H35V251H36V249H38V248H40V247H38V248H36ZM45 248H46V246H44ZM88 247V246H87ZM95 247V246H94ZM188 247V246H187ZM219 247V246H218ZM222 247V246H221ZM221 247H219V248H221ZM14 248H16V247H14ZM67 248H65V249H67ZM90 248V247H89ZM99 248V247H98ZM155 248V247H154ZM176 248V247H175ZM31 249V248H30ZM30 249L28 250V251H30ZM42 249V248H41ZM47 250H48V248H46ZM54 249H55V247H54ZM59 249V248H58ZM57 249V250H58ZM70 248H68L67 249V251L69 250ZM72 249H74V248H72ZM83 249V248H82ZM92 249H93V247H92ZM95 249H97L96 247H95ZM128 249V248H127ZM227 249H225V250H227ZM2 249H0V251H1ZM4 250H6V249H4ZM40 250V249H39ZM45 250V249H44ZM71 250V249H70ZM144 250V249H143ZM178 250H181L180 248H177L175 251H178ZM183 250V249H182ZM219 251H220V254H221V251H222V253L224 252V249L222 250V248H221V250L220 249H218ZM227 250V251H228ZM3 251V250H2ZM15 251V250H14ZM18 251V250H17ZM22 251V250H21ZM20 251V252H21ZM24 251V250H23ZM22 251V252H23ZM38 251V250H37ZM49 251V250H48ZM52 251V250H51ZM101 251V250H100ZM227 251H225L226 253H227ZM7 252H8V250H7ZM10 252H11V248H10ZM32 252H34L33 251V249H32ZM45 252V251H44ZM69 252V251H68ZM71 252V251H70ZM80 252V251H79ZM128 252V251H127ZM1 253V252H0ZM9 253V252H8ZM19 253V252H18ZM24 253H25V251H24ZM36 253V252H35ZM48 253V252H47ZM65 253V252H64ZM74 253H76V251L74 250ZM224 254L225 255V257H224V260H225V258H226V256H227V254ZM13 254V253H12ZM33 254V253H32ZM37 254V253H36ZM78 254V253H77ZM82 254V253H81ZM131 255H132V253H130ZM136 254V253H135ZM222 254V255H223ZM14 255V254H13ZM42 255H44V254H42ZM73 255V254H72ZM158 255V254H157ZM219 255V254H218ZM12 256V255H11ZM35 256V255H34ZM40 256V255H39ZM76 256V255H75ZM155 256V255H154ZM159 256V255H158ZM164 256V257H163ZM7 259V258H6ZM24 259V258H23ZM57 259V258H56ZM128 259V258H127ZM223 259V258H222ZM227 259H230V258H227ZM22 260V259H21ZM39 260V259H38ZM58 260V259H57ZM223 260V261H224ZM231 260V259H230ZM10 261V260H9ZM13 261V260H12ZM142 261V260H141ZM143 261H145V260H143ZM148 261V260H147ZM219 261V260H218ZM222 261V260H221ZM221 261H219V262H221ZM222 261V262H223ZM228 261V260H227ZM6 262H8V261H6ZM23 262V261H22ZM33 262V261H32ZM149 262V261H148ZM216 262V261H215ZM225 262V261H224ZM11 263V262H10ZM16 263V262H15ZM62 263V262H61ZM3 264V263H2ZM7 264V263H6ZM12 264V263H11ZM220 264H222V263H220ZM225 264H227V262H225ZM230 264V263H229ZM240 264V263H239Z\"/></svg>","mask_w":264,"mask_h":264}]
</instances>
